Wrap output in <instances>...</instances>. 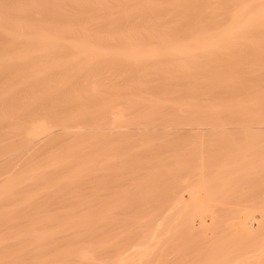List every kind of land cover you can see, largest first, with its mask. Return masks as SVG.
I'll use <instances>...</instances> for the list:
<instances>
[{
    "label": "bare ground",
    "instance_id": "obj_1",
    "mask_svg": "<svg viewBox=\"0 0 264 264\" xmlns=\"http://www.w3.org/2000/svg\"><path fill=\"white\" fill-rule=\"evenodd\" d=\"M7 1V0H6ZM10 2H11V0H9ZM13 1V0H12ZM37 0H35V1H33V2H36ZM58 1V0H57ZM60 1V0H59ZM63 1V0H62ZM66 1V0H65ZM64 1V2H65ZM73 1V0H72ZM78 1V0H77ZM77 1L75 0V2L77 3ZM80 1H82V0H80ZM91 1V0H90ZM95 1V0H94ZM102 1V0H101ZM107 1V0H106ZM112 0H110V2H111ZM119 1V0H118ZM158 1V0H157ZM167 1V0H166ZM180 1V0H179ZM185 1V0H184ZM187 1V0H186ZM185 1V2H186ZM256 1V0H255ZM262 0H260V2H261ZM9 2V3H10ZM18 2V1H17ZM49 2V1H48ZM61 2V1H60ZM68 2H70V0H68ZM75 2H74V4H75ZM79 2V1H78ZM85 2H86V0H85ZM97 2H98V0H97ZM100 2V1H99ZM105 2V1H104ZM115 2H116V0H115ZM115 2H114V4H115ZM131 2V1H130ZM135 2V1H134ZM137 2H139V0L137 1ZM152 2H155V1H152ZM158 2H160L161 3V1H158ZM165 2V1H164ZM170 2H173V1H170ZM169 2V3H170ZM192 2V1H191ZM207 1H205V3H206ZM8 3V2H7ZM8 3V4H9ZM46 4H48L47 2H45ZM66 3V2H65ZM64 3V4H65ZM71 3V2H70ZM93 3V2H92ZM91 3V4H92ZM113 3V2H112ZM123 2H121V5L122 6H126V5H128V3H126L125 5H123L122 4ZM141 3H142V1H141ZM140 3V4H141ZM147 3H149V2H147ZM165 3H167V2H165ZM189 3H190V1H189ZM193 3V2H192ZM205 3H203V4H205ZM245 3V2H244ZM262 3V2H261ZM1 4H3V3H1ZM16 4V3H15ZM19 4V3H18ZM44 4V3H43ZM51 4H53V3H51ZM51 4H48V5H51ZM61 4H63V3H61ZM63 4V5H64ZM66 4H69V3H66ZM80 4V3H79ZM87 4V3H86ZM90 4V3H89ZM94 4H97L98 6L100 5L99 3H95L94 2ZM104 3H102V5H103ZM105 4H108L107 2L105 3ZM120 4V3H119ZM131 4V3H130ZM133 4V3H132ZM138 4V3H137ZM150 5L151 4H153V3H149ZM163 4V3H162ZM171 4H173V3H171ZM178 4V3H177ZM248 4V3H247ZM251 5H252V3H250ZM249 4V5H250ZM263 4V3H262ZM21 5V4H20ZM29 5V4H28ZM37 5H39L38 6V8L40 7V4H36V5H34V6H36L35 8H37ZM58 5H60V3L58 4ZM58 5H56V6H58ZM84 5V4H83ZM82 5V6H83ZM93 5V4H92ZM121 5H118V3H117V5L116 6H121ZM139 5V4H138ZM145 5H146V3H145ZM159 5V4H158ZM174 5H176V4H174ZM185 5H188V4H185ZM237 5V4H236ZM261 5V4H260ZM2 6V5H1ZM16 6V5H15ZM14 6V7H15ZM17 6H19V5H17ZM30 6L31 5H29V6H27V8H30ZM33 6V7H34ZM61 6V5H60ZM75 6V5H74ZM81 5H79V7H80ZM104 6V5H103ZM103 6H101V7H103ZM112 6H114V5H112ZM137 6V5H136ZM152 6V5H151ZM154 6V5H153ZM152 6V7H153ZM179 6V5H178ZM189 6H191L190 4H189ZM243 6H245V5H243ZM259 6V5H258ZM10 8H11V6H9ZM13 7V6H12ZM13 7V8H14ZM26 7V6H25ZM25 7H24V9H25ZM49 7H51V6H49ZM49 7H47L48 9H49ZM62 8H63V6H61ZM83 7H85L86 8V6H83ZM94 7H95V5H94ZM94 7H93V9H94ZM107 7H108V5H107ZM107 7H106V9H107ZM119 7H118V9H119ZM131 7V6H130ZM147 7V6H146ZM154 7H157L156 5L154 6ZM159 7V6H158ZM161 7V6H160ZM168 7H169V5H168ZM182 7V6H181ZM239 7V6H238ZM2 8H3V6H2ZM22 8H23V6H22ZM27 8H26V10H27ZM52 9H53V7H51ZM54 8H55V5H54ZM67 8V7H66ZM71 8H72V6H71ZM87 8L89 9V6H87ZM114 8V7H113ZM138 8V7H137ZM137 8H135V9H137ZM140 8V7H139ZM142 8V7H141ZM170 8H173V7H170ZM190 8V7H189ZM245 8H246V10H247V8H249V7H246L245 6ZM245 8H242L243 10L245 9ZM0 9H1V7H0ZM5 9V8H4ZM3 9V10H4ZM15 9V8H14ZM14 9H12L13 11H15V13H16V10L18 11L17 13H22V11H24V9H20V6L16 9V10H14ZM31 9H33L32 7H31ZM31 9H29V10H31ZM57 9V8H56ZM90 9H91V6H90ZM100 9H102V8H100ZM106 9H104V11L106 10ZM125 9H128V7L126 6L125 7ZM132 9H133V7H132ZM132 9H131V11H132ZM150 9V8H149ZM152 10H153V8H151ZM160 9V8H159ZM158 8H157V10H159ZM165 9V8H164ZM175 9V8H174ZM173 9V10H174ZM181 9H183V8H181ZM234 9V8H233ZM232 9V10H233ZM264 9V8H263ZM2 10V11H3ZM7 10V9H6ZM11 10V9H10ZM29 10H27L28 12V14H29ZM35 10V9H34ZM37 10V9H36ZM40 10V9H39ZM38 10V11H39ZM46 10V9H45ZM60 10H62L61 8H60ZM60 10H58V11H60ZM92 10V9H91ZM109 10V9H108ZM123 10H124V8H123ZM134 10V9H133ZM139 10V9H138ZM143 10V9H142ZM144 10H146V8H144ZM155 10V9H154ZM178 10V9H177ZM251 10V9H250ZM254 10V9H253ZM259 10H261V13L259 12H255L254 14H252V12H251V14H250V16H248V14H247V16H243L244 18L245 17H247V18H245V20H243V17H242V19H241V16H242V14L241 15H239L240 17H238V15H237V12L235 13L237 16H235L236 18H233V20L235 19V20H238V21H236L235 22V26H234V23H233V21H232V24H233V27H229L228 28V26H226V28L225 29H227L228 28V30H230V33H229V31L227 30V32L228 33H226V35H225V32L224 33H220V35H221V38L219 37L218 38V36L217 35H219L218 33H217V35H216V33L215 34H213L214 36L216 35V37L215 38H213L212 39V37H211V39H210V37H205L204 39H203V37H202V40H199L198 42L196 41H193V40H189V38H188V40H185V42H183V43H175L174 41H175V39L174 40H171L170 39V41H173V42H169L167 39H169L168 37H166L165 35H164V37L162 36V35H158L157 34V32H156V34L158 35V36H160V37H158L157 36V38H156V34H155V38L157 39V41L155 42V44H157L156 46H148V45H145V44H142L143 42H141L140 44H142V45H139V43H136V42H134V44H133V42L132 43H129L130 41H128V40H132V38L130 39V36L128 37V35L126 36H124V35H122V37H121V39H116L117 41H119L120 42V44H118L117 46V48H115V49H110L111 47H110V45L111 44H108V45H106L105 46V48H103V46H101L102 44H100V43H96L95 44V42H94V44L92 43V44H90L91 42H93V41H91V39H90V43H89V41L87 42V40L86 39H88V38H85V41H83L84 40V38H81V39H83L82 40V43H81V41H79V40H76V42L74 43L73 41H75L74 39L72 40V42L70 43V41L71 40H69V41H67V34L66 35H64V37H62L63 36V34L61 33L62 32V30L60 31V33L62 34H58V32L57 33H55V31H48V27H46V28H43V26H41L42 28L41 29H39V27L37 28V27H35V30H33L32 28H30V25H29V27L27 26V25H25V24H21L22 22H23V20L21 21V23H19V22H14V19L12 20V17H14V16H12V15H15V14H12L9 10H8V12L7 11H3V12H1L0 11V34L2 35V36H4V37H6L9 41H10V43H12L15 47H19V49H17V48H12V49H14V51H12L11 53H7L6 52V55H7V58H6V56H4L3 57V61L5 60V58H6V60L9 62V60H12L14 63H15V61H16V63H17V61H19L20 62V60L21 59H28V57H31L32 56V58H33V56L35 57V59L37 60L38 58H40V56H47V55H49L48 57H46V58H41V59H49V60H46V62L47 61H49V62H44L43 60V63L44 64H46V66H48L49 67V65L51 66V63H52V66L50 67V68H52L51 69V71H50V73L52 72V74H53V71H54V69L55 68H53V64H55V66H59V65H57V64H60V65H62L63 67L66 65V68L67 67H69V68H67V69H64V70H62V66H59V67H61L60 69H59V67H58V69L61 71H64L63 73H65V72H70L72 69H70L71 67L73 68L74 66L76 67V65L77 64H79V62H80V60H78V59H81L82 58V61H84V62H80V64L78 65V67L80 66V65H82V64H85V66H88L86 63H85V61L88 63L89 62V60L92 58V60H93V58L95 59V58H98V59H100V58H107V60L108 59H110L109 61H111V60H114V62L116 61V63H117V61H119L120 63H123V64H130V65H136V64H139V67H137V66H135L136 68H140V66L144 63V62H146L147 64L149 63L148 61H151L152 62V60L154 59L155 61H157L158 60V62L156 63V66L154 67V65H155V63H154V65H153V62H155V61H153L152 62V67H153V69H151V68H149V69H151V70H153L154 71V69L156 68V72H155V75L157 74V76L158 75H162V73H163V70L164 69H162V68H165L166 66V64L164 63V62H162V63H164L165 65H163V66H165V67H163V66H161L162 68H160V67H158L157 68V64L160 66V65H162V64H159V61H161V59L162 60H166L165 62H167L168 63V60H173L174 62H176L175 64H176V66L178 67V65H179V67L176 69V66L175 65H173V66H171L170 64H167L168 66L166 67L168 70H169V72L170 71H173L174 72V70L175 71H177V72H180V73H178L179 75L182 73V74H184V73H188L187 75L186 74H184L183 76L184 77H186V79H185V81H187L188 83L190 82V81H192V80H190V79H187V77H189V76H191L193 73L192 72H194L193 70L194 69H192V68H195L194 67V65H197V64H199V63H197L196 62V60H198L196 57L198 56V55H200L199 56V58H201V57H205L204 55H206L207 53H209V51H211V53H212V48H214L213 49V51H215V49L218 51V49L221 47L222 49H223V47H222V44H221V46L220 47H218V45H220V43H222L223 41V39H225L226 37L225 36H228L229 35V37H230V35H232V34H234L233 32H237L238 33V31L239 30H241L242 31V33H243V30H242V28L244 29L245 27H246V29L248 28V26H251L252 27V24H253V26H256V25H258V24H260L261 22L260 21H264V10L262 11V9H259ZM12 11V12H13ZM41 11V10H40ZM52 11V10H51ZM56 11V10H55ZM55 11H53L54 13H56ZM64 11V10H63ZM66 11V10H65ZM121 11V10H120ZM125 12L124 13H127V17L129 16L128 15V12H129V14L131 13L130 12V10L129 11H127V10H124ZM137 11V10H136ZM178 11H180V10H178ZM241 11V10H240ZM25 12V11H24ZM35 12V11H34ZM33 12V13H34ZM47 12V11H46ZM81 12H83V11H80V14H81ZM113 12H114V10H113ZM118 12V10L116 11V13ZM139 12V11H138ZM144 12V11H143ZM143 12H139V13H143ZM150 12V11H149ZM185 12V11H184ZM189 12V11H188ZM233 12V11H232ZM243 12V11H242ZM254 12V11H253ZM5 13V14H4ZM14 13V12H13ZM17 13H16V15H17ZM26 13V14H27ZM40 13H42V12H40ZM49 13H50V11H49ZM53 13V14H54ZM58 13V12H57ZM62 13V12H61ZM106 13H107V10H106ZM111 13H112V11H111ZM110 13V14H111ZM119 13V12H118ZM135 13V12H134ZM138 13V14H139ZM144 13H146V11L144 12ZM155 13V12H154ZM157 13V12H156ZM159 13V12H158ZM163 13V12H162ZM181 13V12H180ZM195 13V12H194ZM207 13V12H206ZM8 14H11V19H10V15L8 16ZM46 14V13H45ZM48 14V13H47ZM51 14H52V12H51ZM53 14H52V16H53ZM79 14V15H80ZM109 14V13H108ZM120 14V13H119ZM136 14V13H135ZM134 14V15H135ZM151 14V13H150ZM196 14V13H195ZM199 14H201L202 15V13H199ZM240 14V13H239ZM22 15V14H21ZM30 15H33V14H30ZM29 15V16H30ZM56 15V14H55ZM126 15V14H125ZM131 15H133V14H131ZM144 15V14H143ZM143 15H141V16H143ZM146 15V14H145ZM148 15V14H147ZM154 15V14H153ZM157 15V14H156ZM163 16H164V13L162 14ZM177 15H179V14H177ZM188 15V14H187ZM23 16H25V14H23ZM34 16H36L35 14H34ZM50 16V15H49ZM81 16V15H80ZM116 16V15H115ZM114 16V17H115ZM117 16H118V14H117ZM231 16V15H230ZM17 17V16H16ZM16 17H14L15 19H16ZM48 17V16H47ZM74 17V16H73ZM109 17H110V15H109ZM133 17V16H132ZM132 17H130L129 16V18H132ZM134 17H136V15L134 16ZM168 17H169V15H168ZM183 17H184V15H183ZM201 17V16H200ZM33 18V17H32ZM35 18H37V17H35ZM34 18V19H35ZM42 18V17H41ZM41 18H38V19H41ZM52 19L53 17H49L48 19ZM74 18H76V17H74ZM73 18V19H74ZM87 18V17H86ZM92 18V17H91ZM94 18V17H93ZM106 18V17H105ZM118 17H116V19H117ZM122 18V17H121ZM188 18V17H187ZM230 18H232V16L231 17H229V19ZM238 18V19H237ZM27 19V18H26ZM45 19V18H44ZM47 19V20H48ZM70 19H72V18H70ZM69 19V20H70ZM80 19H81V17H80ZM89 19V18H88ZM95 19V18H94ZM104 19V18H103ZM109 19V18H108ZM113 19V18H112ZM111 19V20H112ZM115 19V18H114ZM116 19H115V23L114 24H118V23H116ZM123 19V18H122ZM128 19V18H127ZM127 19H125V20H127ZM161 19V18H160ZM164 19H165V17H164ZM190 19V18H189ZM37 20V19H36ZM54 20H55V17H54ZM78 20V19H77ZM82 20V19H81ZM106 20V19H105ZM131 20V19H130ZM171 20H173V19H171ZM170 20V21H171ZM180 20V19H179ZM182 20V19H181ZM234 20V21H235ZM260 20V21H259ZM18 21V20H17ZM26 21V20H25ZM46 21V20H45ZM53 21V20H52ZM71 21V20H70ZM79 21V20H78ZM99 21V20H98ZM107 21V20H106ZM106 21H103V22H106ZM109 21V20H108ZM114 20H112V22H113ZM117 21H119V20H117ZM159 21V20H158ZM185 21V20H184ZM188 21V20H187ZM259 21V22H258ZM43 22H44V20H43ZM48 22V21H47ZM74 22V21H73ZM73 22H71V23H73ZM76 22V21H75ZM95 22H96V19H95ZM101 22V21H100ZM127 22V21H126ZM200 22V21H199ZM24 23V22H23ZM30 23H31V21H30ZM70 23V24H71ZM89 23V22H88ZM128 23V22H127ZM156 23H159V22H156ZM165 23V22H164ZM189 23V22H188ZM258 23V24H257ZM46 24V23H45ZM48 24V23H47ZM60 24V23H59ZM69 24V25H70ZM94 24V23H93ZM98 24V26H99V23H97ZM101 24V23H100ZM108 24V23H107ZM113 24V23H112ZM111 24V25H112ZM124 24H125V22H124ZM160 24V23H159ZM162 24V23H161ZM255 24V25H254ZM40 26V25H42L41 23H40V25L39 24H36V26ZM73 25V24H72ZM75 25V24H74ZM95 25H96V23H95ZM111 25H108V27L110 26L111 27ZM121 25V23H119V26ZM165 25V24H164ZM171 25H175L174 23L173 24H171ZM261 25V24H260ZM53 26V29L52 30H55L57 27H55L54 28V25H51V27ZM58 26V25H57ZM90 26V25H89ZM88 26V27H89ZM122 26H123V24H122ZM121 26V27H122ZM153 26H154V24H153ZM169 26V25H168ZM230 26H232L231 24H230ZM263 26V25H262ZM75 27V26H74ZM92 27H93V25H92ZM91 27V28H92ZM100 27V26H99ZM101 27H103V26H101ZM115 27V26H114ZM117 27V26H116ZM126 27V26H125ZM251 27H249L250 29H251ZM261 27V26H260ZM73 28V27H72ZM86 28H87V25H86ZM105 28V27H104ZM112 28H113V25H112ZM124 28V27H123ZM156 28H158L157 27V25H156ZM174 28V27H173ZM258 28H259V26H258ZM258 28H256L257 30H258ZM264 28V27H263ZM38 29V30H37ZM45 29V30H44ZM83 29V28H82ZM98 29V28H97ZM100 29V28H99ZM109 29V28H108ZM111 29V28H110ZM117 29V28H116ZM152 29H153V27H152ZM223 29V28H222ZM261 29V28H260ZM57 30V29H56ZM65 30V29H64ZM68 30V29H67ZM71 30V29H70ZM81 30V29H80ZM85 30V29H84ZM113 30V29H112ZM121 30V29H120ZM127 30V29H126ZM249 30V29H248ZM75 31H76V29L74 30V34H75ZM83 31V30H82ZM90 31H91V29H90ZM114 31V30H113ZM116 31V30H115ZM117 31H119V30H117ZM123 31H125V29H123ZM122 31V32H123ZM128 31V30H127ZM154 31V30H153ZM159 31V30H158ZM169 31V30H168ZM175 31V30H174ZM203 31V30H202ZM201 31V32H202ZM220 31H221V29H220ZM224 31V30H223ZM241 31H239V34H240V32ZM80 32V31H79ZM85 32V31H84ZM97 32H100V31H97ZM111 32V31H110ZM133 32V31H132ZM134 32H141L142 33V31H135L134 30ZM152 32V31H151ZM164 32V31H163ZM170 32V31H169ZM168 32V33H169ZM185 32V31H184ZM182 33V34H185V33ZM188 32V31H187ZM191 32H192V30H191ZM206 32V31H205ZM222 32V31H221ZM244 32H246V30L244 31ZM73 33V32H72ZM81 33V32H80ZM89 33H91V32H89ZM95 33H96V31H95ZM119 33V32H118ZM117 33V34H118ZM131 33V32H130ZM155 33V32H154ZM164 33H166V32H164ZM189 33V32H188ZM195 33V32H194ZM203 33H204V31H203ZM202 33V34H203ZM145 34H146V31H145ZM143 35V36H146V35ZM148 34H149V31H148ZM161 34H163V33H161ZM196 34V33H195ZM223 34V35H222ZM85 36L87 35V34H84ZM92 35V34H91ZM97 35V34H96ZM101 35H103V34H101ZM137 35V34H136ZM139 35V34H138ZM138 35H137V37H138ZM152 35H153V33H152ZM176 35V34H175ZM191 35H193V34H191ZM200 35V34H199ZM205 35V34H204ZM207 35V34H206ZM210 35V34H209ZM212 35V36H213ZM219 35V36H220ZM65 36H66V39H65ZM72 36H73V34H72ZM75 36L77 37L78 36V34L76 35L75 34ZM75 36H74V38H75ZM81 36V35H80ZM83 36V35H82ZM88 36V35H87ZM93 36H95V35H93ZM100 36V35H99ZM106 36V35H105ZM108 36V35H107ZM111 36V35H110ZM114 36V35H113ZM121 36V35H120ZM120 36H119V38H120ZM132 36V35H131ZM134 36V35H133ZM141 36V35H140ZM143 36H141V37H143ZM170 36V35H169ZM213 36V37H214ZM237 36V35H236ZM69 37H70V34H69ZM84 37V36H83ZM112 37V36H111ZM118 37V36H117ZM116 37V38H117ZM136 37V38H137ZM153 37V36H152ZM163 37V38H162ZM186 37V36H185ZM192 37V36H191ZM196 37V36H195ZM201 37V36H200ZM200 37H198V38H200ZM240 37V36H239ZM72 37H70V38H68V39H71ZM93 38V37H92ZM106 38V37H105ZM105 38H104V40H105ZM148 38H150V37H148ZM167 38V39H166ZM208 38V39H207ZM232 37H230V39H231ZM235 38V37H234ZM4 39V38H3ZM65 39V40H64ZM111 39V38H110ZM158 39H159V41H160V43H161V40H162V42L164 41V40H167L168 41V44H164V43H166V41H164V43H162V44H164V45H160L159 46V44L157 43L158 42ZM161 39V40H160ZM164 39V40H163ZM210 39V40H209ZM216 39H218V40H216ZM228 39V38H227ZM226 39V40H227ZM93 40L95 41V39L93 38ZM99 40H100V38H99ZM103 40V39H102ZM138 41L137 42H140L139 41V39H137ZM141 40H143V39H141ZM145 40V39H144ZM196 40H198V39H196ZM231 40H233V39H231ZM78 41V42H77ZM132 41H134V40H132ZM136 41V40H135ZM187 41V42H186ZM222 41V42H221ZM225 41V40H224ZM83 42H86L85 44L83 43ZM97 42V41H96ZM101 42H103V41H101ZM116 42V41H115ZM150 42V41H149ZM151 42H153V40H151ZM220 42V43H219ZM227 42V41H226ZM225 42V43H226ZM229 42V41H228ZM233 42V41H232ZM235 42V41H234ZM77 43H79V44H77ZM89 43V44H88ZM105 42H103V44H104ZM114 43V42H113ZM224 43V42H223ZM137 44V45H136ZM147 44V43H146ZM149 44V43H148ZM153 44V43H152ZM96 45H99V46H101V47H98V46H96ZM105 45V44H104ZM225 44H223V46H224ZM234 45V44H233ZM109 46V47H108ZM113 46H115L116 47V45L115 44H113ZM217 46V47H216ZM231 45H229V47H230ZM5 48V47H4ZM107 48V49H106ZM228 48V47H227ZM211 49V50H210ZM226 49V48H225ZM10 50V49H9ZM64 50H66V51H68V53L66 52V51H64ZM220 50V49H219ZM224 50V49H223ZM63 51L66 53V55H68V54H71L70 56H73L75 59H77V60H75V59H73V57H70V56H68V57H70V58H68L69 60V63H74V66L72 65V64H69L70 66H68V62L66 61L67 59L65 58V60L64 59H62V62H63V64H65L64 62H66V64L65 65H63L62 64V62L60 61L61 60V58H60V60L59 61H54L53 62V58H54V56L55 55H57V54H62V55H65V53L63 54ZM221 51V50H220ZM219 51V52H220ZM70 52V53H69ZM204 52H207L206 54L204 53ZM226 52V51H225ZM5 53V52H4ZM199 53V54H198ZM202 53H203V56H202ZM215 53H218V52H216L215 51ZM1 54V53H0ZM55 54V55H54ZM198 54V55H197ZM2 55V54H1ZM53 56V58H52V56ZM195 55H197L196 57H195ZM209 55V54H208ZM211 55V54H210ZM218 55V54H217ZM37 56H39L38 58H37ZM58 56V55H57ZM220 56H221V54H220ZM1 57V56H0ZM56 57V56H55ZM59 57H61V56H59ZM50 58H52V62L50 61ZM84 58V59H83ZM86 58H90L89 60L87 59L86 60ZM196 60H195V59ZM206 58H208V57H206ZM30 59V58H29ZM34 59V58H33ZM41 59H38V61L39 60H41ZM73 59V60H72ZM70 60H72V61H70ZM74 60H75V62H74ZM106 60V59H105ZM104 60V61H105ZM193 60H194V62H193ZM200 60V59H199ZM198 60V61H199ZM203 60V59H202ZM201 60V61H202ZM11 61V62H12ZM24 61V60H23ZM32 61V60H31ZM77 61V62H76ZM94 61V60H93ZM96 61V60H95ZM94 61V62H95ZM101 61H103V60H101ZM205 61V60H204ZM4 62H6V61H4ZM7 62V64H9ZM10 62V63H11ZM26 62V61H25ZM40 62V64L41 65H43L44 66V64L41 62V61H39ZM39 62H37V63H35V64H37V66L38 67H42L41 68V70L42 69H44L45 67H43V66H41L40 64H38ZM51 62V63H50ZM58 62V63H57ZM60 62V63H59ZM92 62V61H91ZM106 62V61H105ZM104 62V63H105ZM150 62V63H151ZM196 62V63H195ZM21 63V62H20ZM49 63V64H48ZM75 63H77V64H75ZM99 63H101V62H99ZM103 63V62H102ZM103 63V64H104ZM111 63H113V62H111ZM110 63V64H111ZM116 63H115V65L114 66H116ZM170 63V62H169ZM195 63V64H194ZM5 64V63H4ZM4 64H2V65H4ZM23 64L25 65V63L23 62ZM23 64H20V65H22V67H24V65ZM94 64H96V63H94ZM106 64V63H105ZM114 64V63H113ZM141 64V65H140ZM147 64H146V66H147ZM200 64H202L201 62H200ZM200 64H199V66H200ZM15 65H17V64H15ZM19 65V66H20ZM30 65H31V63H30ZM34 65V64H33ZM130 65L128 66V67H130ZM151 65H150V67H151ZM205 65H207L206 63H205ZM204 65V66H205ZM10 66V65H9ZM28 66H29V64H28ZM84 66V65H83ZM92 66V65H91ZM90 66V67H91ZM94 66V65H93ZM100 66H101V64H100ZM117 66H118V64H117ZM120 66V65H119ZM127 66V65H126ZM170 66H171V69H173V70H171L170 69ZM174 66H175V68H174ZM13 67V66H12ZM38 67H35V69H36V71L38 70V72H39V74H40V69L38 68ZM48 67H46V69H47V72H46V69L45 70H43L42 72L44 73V75L43 74H40V76H39V74L35 71V69L33 68V66H32V68L31 69H29V72H31V73H33L32 75H31V78L30 79H32V77H34L35 76V72H36V78H37V76H39V78L40 79H42L44 76H46V74H47V76L49 77L50 75H48V74H50V73H48ZM109 67H110V65H109ZM113 66H111L110 68H112ZM125 67V66H124ZM142 67H143V65H142ZM196 67H198V66H196ZM201 67V66H200ZM2 68V67H1ZM14 68V67H13ZM17 68V67H16ZM26 68H28L27 66H26ZM38 68V69H37ZM65 68V67H64ZM77 68V67H76ZM75 68V69H76ZM115 68V67H114ZM117 68H122L121 66L120 67H117ZM148 68V67H147ZM202 68V67H201ZM12 69V68H11ZM10 69V70H11ZM34 69V70H33ZM57 69V68H56ZM55 69V70H56ZM83 69V68H82ZM123 69V68H122ZM121 69V70H122ZM144 69V68H143ZM157 69L158 70H161V71H159V72H161V73H159L158 74V71H157ZM190 69H192V70H190ZM4 70H6V68L4 69ZM13 70V69H12ZM21 70H22V68H21ZM67 70V71H66ZM73 70H74V68H73ZM189 70V71H188ZM197 70H198V68H197ZM2 71V70H1ZM8 71V70H7ZM34 71V72H33ZM58 71V70H57ZM82 71V70H81ZM119 71V70H118ZM123 71V70H122ZM127 71V70H126ZM166 71V70H165ZM199 71H200V69H199ZM203 71V70H202ZM12 72V71H11ZM25 72V71H24ZM41 72V73H42ZM55 73H57L56 71H54ZM67 72V73H68ZM124 72V71H123ZM167 73H169L168 71H166ZM170 72L169 73V75L170 76H168L166 73H164L163 74V77L165 78L166 76L167 77H170V79L171 78H173L174 76L173 75H175V76H177L178 74L176 73V72ZM184 72V73H183ZM189 72H191V73H189ZM195 72H196V68H195ZM4 73V72H3ZM13 73V72H12ZM26 73V72H25ZM25 73H22V72H20V75L21 74H25ZM46 73V74H45ZM62 72H60V74H61ZM62 73V76H64V74ZM67 73H65V75L67 74ZM73 73V71L72 72H70V74H72ZM119 73V72H118ZM176 73V74H175ZM0 74H2V73H0ZM10 74V73H9ZM14 74V73H13ZM30 74V73H29ZM57 74H59V71H58V73ZM69 74V76H68V74L65 76V78L67 79H69L70 78V75ZM127 74V73H126ZM196 74H199V73H196ZM42 75H43V77H42ZM55 75V74H54ZM113 75H116L115 73L113 74ZM123 75V74H122ZM161 75H160V77H161ZM11 76H13V75H11ZM46 76V77H47ZM53 76V75H52ZM59 76H61V75H59ZM62 76H61V81L62 82H58V83H61V86H63V87H65V85H63L64 84V82H67V81H65V78L63 77V79H62ZM110 76H112L111 74H110ZM125 76L126 75H124V78H125ZM195 75H193V77H194ZM196 76H198L199 77V75H196ZM15 77V76H14ZM14 77H13V79H14ZM42 77V78H41ZM47 77V78H48ZM118 77H119V75H118ZM166 77V78H167ZM9 78H10V76H9ZM38 78V79H39ZM46 78V79H47ZM50 78H51V76H50ZM57 78V77H56ZM113 78V77H112ZM121 78V77H120ZM179 78V77H178ZM190 78V77H189ZM205 78V77H204ZM22 79V78H21ZM25 79V78H24ZM23 79V80H24ZM28 79V78H27ZM37 79V80H38ZM39 79V80H40ZM60 79V77L59 78H57L56 79V81H54V80H52V82H57V80H59ZM169 79V78H168ZM167 79V80H168ZM192 79H195V78H192ZM200 79H201V77H200ZM203 79V78H202ZM7 80H9V79H7ZM11 80V79H10ZM33 80V79H32ZM43 81H45V79L43 78L42 79ZM49 80H51V79H49L48 78V81H47V84H49ZM120 80V79H119ZM118 80V81H119ZM189 80V81H188ZM204 80V79H203ZM206 80V79H205ZM5 81V80H4ZM60 81V80H59ZM70 81V80H69ZM109 81V80H108ZM121 81V80H120ZM209 81V80H208ZM9 82V81H8ZM19 82H20V80H19ZM40 82H41V80H40ZM72 82L74 83V81L72 80ZM197 82H199V81H197ZM205 82V81H204ZM11 83V82H10ZM14 83V82H13ZM22 83V81L20 82V84ZM28 82H26L25 81V84H27ZM33 83V82H32ZM34 83H35V81H34ZM36 83H38V81H36ZM45 82H43V85H45L44 84ZM51 83V82H50ZM58 83H56V86H57V84ZM63 83V84H62ZM67 83H69V82H67ZM109 83V82H108ZM116 83V82H115ZM128 83V82H127ZM138 83H140V82H138ZM193 83H195V81L193 82ZM24 84V85H25ZM30 84V83H29ZM40 84V86H42V84L41 83H39ZM75 84V83H74ZM97 84V83H96ZM112 85H113V83H111ZM133 84H137V83H133ZM133 84H132V87H133ZM143 84V83H142ZM196 84V83H195ZM200 84H201V81H200ZM203 84V86L205 85V83H202ZM206 84H207V82H206ZM3 86H4V84H2ZM2 85H1V87H2ZM9 85V84H8ZM15 85V84H14ZM28 85V84H27ZM55 85V83L53 84H50L49 86L50 87H52V86H54ZM73 85V84H72ZM88 85H90L89 83H88ZM92 85V84H91ZM109 85V84H108ZM145 85V84H144ZM185 85H188V84H185ZM11 86V85H10ZM29 86V85H28ZM46 86V85H45ZM48 86V85H47ZM48 86V87H49ZM56 86H54V87H56ZM60 86V87H61ZM70 86V85H69ZM75 86H76V84H75ZM95 85H93V88L91 89L90 88V90H92L95 94H96V92H97V90H96V86L94 87ZM139 86V85H138ZM141 86V85H140ZM194 86H197V85H194ZM199 86V85H198ZM6 87V86H5ZM20 87V86H19ZM25 87V86H24ZM23 87V88H24ZM42 87H44V86H42ZM49 87V89L50 90H48V89H46L48 92L49 91H51V90H53V91H51L50 93H52L51 95H53V93L55 92H57L58 91V89L60 88L59 86H57L56 87V90L55 89H51ZM72 87V86H71ZM74 87V86H73ZM87 87H89V86H87ZM114 87H116V86H114ZM117 87H118V84H117ZM129 87V86H128ZM143 87V86H142ZM190 87V86H189ZM201 87V86H200ZM13 88V87H12ZM17 88V87H16ZM29 88H31V87H29ZM41 88V87H40ZM46 88V87H45ZM45 88H41L42 90H45ZM58 88V89H57ZM70 88V87H69ZM68 88V89H69ZM85 88V87H84ZM126 88V87H125ZM136 88V87H135ZM139 88V87H138ZM203 88V87H202ZM1 89V88H0ZM3 90H4V87L2 88ZM61 89H62V87H61ZM60 89V91H63V90H61ZM95 89V90H94ZM99 89V88H98ZM115 89V88H114ZM134 89V88H133ZM137 89V88H136ZM141 89V88H140ZM198 89V88H197ZM201 89V88H200ZM9 90H11V89H9ZM40 90V89H39ZM41 90V91H42ZM42 91L43 93H44V95H46L47 94V96H49V94H48V92L47 91ZM80 90V89H79ZM78 90V91H79ZM81 90H83V89H81ZM81 90L79 91V92H74V95L76 94V95H78L80 92H81ZM116 90V89H115ZM115 90H112V91H114L115 92ZM143 90H146V89H143ZM191 90V89H190ZM195 90V89H194ZM203 90V89H202ZM206 90V89H205ZM204 90V91H205ZM11 91H13V90H11ZM11 91L9 92V93H11ZM20 91V90H19ZM84 92H85V90H83ZM121 91V90H120ZM126 90L124 89V92H125ZM5 92V91H4ZM33 92V91H32ZM47 92V93H46ZM88 92H89V90H88ZM122 92V91H121ZM120 92V93H121ZM128 92V91H127ZM139 92V91H138ZM188 92V91H187ZM186 92V93H187ZM195 92V91H194ZM31 93V92H30ZM34 93H35V91H34ZM82 93V92H81ZM90 93H91V91H90ZM118 93H119V90H118ZM126 93V92H125ZM170 93V92H169ZM175 93V92H174ZM178 93V92H177ZM191 93H193L192 91H191ZM206 93V92H205ZM32 94V93H31ZM93 93H91L90 94V96L92 95ZM95 94H93V95H95ZM136 94H137V92H136ZM142 94V93H141ZM165 94H168V93H165ZM165 94H163L164 96V99H165ZM194 94V93H193ZM196 94V93H195ZM194 94V95H195ZM198 94H199V91H198ZM8 95V94H7ZM6 95V96H7ZM12 95H14V92H13V94ZM33 95V94H32ZM32 95H30V96H32ZM37 96H38V94H36ZM41 96H42V94H40ZM39 95V96H40ZM50 95V96H51ZM72 95H73V93H72ZM73 95V97H75L76 98V95L74 96ZM83 95V94H82ZM81 95V96H82ZM115 95H116V93H115ZM120 95V94H119ZM127 95V94H126ZM132 95H135V94H132ZM169 96H170V94H168ZM167 95V96H168ZM173 95H175V94H173ZM194 95H193V97H194ZM201 95V94H200ZM199 95V96H200ZM34 96V95H33ZM32 96V97H33ZM36 96V97H37ZM49 96V97H50ZM79 96V95H78ZM77 96V97H78ZM84 96H86V94L84 95ZM83 96V97H84ZM97 96V95H96ZM100 96V95H99ZM111 96H113V95H111ZM128 96V95H127ZM143 96V94L141 95V97H140V95H139V98L138 99H140V102H139V100L136 102L134 99H133V104H132V108H134V105L136 104L137 106H138V108H142V105L144 106L142 109H141V113L139 112V114L138 115H136V113H135V115L136 116H134L133 115V112L137 109V110H140V109H138V108H136V105H135V109L134 110H132V112H129L128 110H129V108H130V111H131V105H129L130 104V102H129V100L130 99H128V101L126 100L127 98H123V99H120V97H119V99L121 100H119L118 98V102H120V103H118L117 101H115V99H114V101L117 103H115V104H113L114 103V101H113V103H112V101H110L109 102V105H106V103H108V102H104L105 103V105H103L102 106V109H101V107H100V109L102 110H100V115H102L101 117H100V120H98V122H97V126H99V128H100V125L102 126V124H104L103 122H104V120H106V116L105 115H107L108 114V116H109V122H110V124L108 125L107 123H106V121L108 120V117H107V120L105 121V123H106V125L104 124L103 125V127H105V126H107V128H105V129H103L102 127H101V131H99L100 129L99 128H97V126H96V124L94 125V124H91V125H94V126H96L95 127V129H96V131L95 130H93V131H95L94 133H95V136H97V140H98V138H99V132H101V134H102V136H103V138H101V139H103V140H105L104 138H108L109 139V143L110 144H108V141H107V147H106V149L104 148V150H105V152H102V153H106V156L104 157L103 156V158H102V155H100V157L98 158V157H96V160H93V159H95V158H93V155H91V160H88V159H84V160H88V161H86V162H84V160H78V162L80 161V162H84V163H82L81 165H79L78 164V166L79 167H76L75 166V164H77V163H75L74 165H71L70 167H71V170L73 169L72 168V166L74 167H76L75 169H77L76 171V173H75V169L72 171V172H74L75 174H73V173H70V174H72L71 176H76V175H80V177H81V175L83 176V173L85 172V171H90V169H92L93 168V166L94 165H97L98 166V168L100 167V169L102 168L103 170H104V168L106 167V166H109L110 165V167L109 168H113V167H125L127 164H128V166H129V164L130 163H128V158H129V156H131V154L133 155V152L135 153V154H142V153H144V152H147V151H149V150H152V148H156V146H158L157 145V142L156 141H147V139H146V135H149L150 134V132H149V134H148V128H146L145 129V127H147L148 126V122L150 121V120H147V122L145 123V124H139V121H141L142 120V122L144 121V120H146V119H154L153 120V123L155 122V118H156V114H159L160 112H161V114H159V118L161 117H163L162 115V109H165V108H168L167 106H169V108H170V106L171 105H169V104H167L166 103V100H165V102L162 100V99H160V100H158V98H159V96H158V98H156V97H154V100H153V96L152 97H149V96H147L146 95V97L148 98H145L144 96V98L142 97ZM151 96V95H150ZM186 96V95H185ZM188 96V98H189V100H190V97H189V94L187 95ZM186 96V97H187ZM202 96V95H201ZM200 96V97H201ZM258 96V95H257ZM22 97H24V96H22ZM26 97L27 96H25V100H26ZM36 97H35V99H36ZM72 97V96H71ZM88 97H89V95H88ZM88 97H86V98H88ZM93 97V96H92ZM117 97H118V95H117ZM136 97V96H135ZM134 97V98H135ZM192 97V98H193ZM197 97V96H196ZM259 98H261V96H258ZM2 98V97H1ZM3 98H4V96H3ZM29 98V97H28ZM41 98V97H40ZM58 98V97H57ZM85 98V97H84ZM109 97H107V99H108ZM132 98H133V96H132ZM137 98V97H136ZM142 98H143V100H142ZM152 98V99H151ZM167 98V97H166ZM170 98V97H169ZM168 98V99H169ZM181 98V97H180ZM207 98V97H206ZM13 99H14V97H13ZM23 99V98H22ZM32 99H34V98H32ZM34 99V100H35ZM50 99V98H49ZM51 99H53V98H51ZM73 99V98H72ZM81 99H82V97H81ZM113 99V98H112ZM144 99H146V100H144ZM168 99H167V101H168ZM177 99V98H176ZM176 99H174V102L173 101H171V99H170V101H171V103H173V105H175V102H176ZM186 99V98H185ZM204 99V98H203ZM3 100V99H2ZM19 100V99H18ZM39 100V99H38ZM54 100V99H53ZM59 100V99H58ZM58 100L56 101V99H55V101L56 102H58ZM74 100V99H73ZM77 100H79V97H78V99ZM142 100V101H141ZM188 100V101H189ZM194 100H195V98H194ZM200 100H202V99H200ZM258 100V99H257ZM264 100V99H263ZM1 101V100H0ZM17 101V100H16ZM20 101H21V99H20ZM24 101V100H23ZM27 101V100H26ZM31 101V100H30ZM29 101V99H28V102H30ZM39 101H42L41 99L39 100ZM50 101H52V100H50ZM109 101V100H108ZM123 101V102H122ZM184 101V100H183ZM186 101V100H185ZM191 101V100H190ZM198 101V100H197ZM205 101V100H204ZM207 101V100H206ZM253 101H255V96H254V100ZM8 102H9V100H8ZM36 102V101H35ZM128 102H129V104H128ZM132 102V101H131ZM136 102V103H135ZM138 102H139V104H138ZM141 102H143L142 104H140ZM169 102V101H168ZM192 102V101H191ZM196 102V101H195ZM219 102V101H218ZM248 102H249V100H248ZM13 103V102H12ZM21 103V102H20ZM185 103H187V102H185ZM190 103V102H189ZM205 103V102H204ZM210 103V102H209ZM208 103V104H209ZM243 103V102H242ZM247 103V102H246ZM251 103V102H250ZM249 103V104H250ZM254 103V102H253ZM255 103H256V101H255ZM254 103V104H255ZM1 104V103H0ZM14 104V103H13ZM25 105H27L26 103H24ZM52 104H54V102L52 101ZM111 104V105H110ZM113 104V105H112ZM167 104V106H165ZM182 104V99H181V103H179V105L180 106H182L181 105ZM193 104H195L194 102H193ZM193 104H192V106H193ZM196 104H198V103H196ZM218 104V103H217ZM220 104V103H219ZM218 104V105H219ZM249 104H247V105H249ZM21 105V104H20ZM19 105V106H20ZM31 105H33L32 103H31ZM128 105H129V108H128ZM184 106L186 105V104H183ZM187 105H189V106H187ZM185 107L184 106H182V107H180V108H176V107H174V108H176V109H174L173 110V113H179V114H185L184 112H186V114L188 115V117L187 116H185V115H179V116H177V120L179 121V119L180 118H183V120H180L179 122L181 123V125H182V123H184L185 122V125L183 124L182 126L180 125H178L179 127H176L175 125V127H173V126H171V127H173V128H171V129H169L170 131L171 130H174V131H176V132H179V131H184V132H186L188 135H185L187 138H189V140L187 139V141L185 140L184 141V139H183V141H184V143H180V145H176V142L175 141H173V140H171V142H175V145H176V147H175V149L173 150V148H171V150H173V154H170L169 156H165L163 159L162 158H159V160H158V163L156 164H154V163H150V164H154V166H155V168H152V170H151V168L149 169V170H151V171H149L148 170V172H147V174L146 175H144L143 174V176H144V178L142 177V175H141V178L140 177H136V178H134L135 180H133L134 182H131L132 184H129V186H128V191H129V193H128V196H129V198H130V192H132L134 189H136V190H134V191H137L139 188H140V191H142L141 193L139 192H137V194L140 196V194H144V195H142V197H137V198H139V200H142L143 199V201H146V208H143L144 209V211L143 212H141V214L142 215H144V217L142 218V217H140L141 219H138V220H136V218H134L136 221H138L137 222V224H136V221L133 219V221H135L134 223H135V226H133V224L132 225H130V226H133L132 228L126 223V222H123L125 219L123 218V216H121L119 219L121 220V218H123L124 220L122 221L123 223H125L124 224V228L122 227V228H118V230H119V232L117 231V233L116 234H114L111 238L109 237V236H107V240L105 239L104 240V242H106L107 244V246H108V248H109V246H112V248L114 249V253H115V255L112 257V255L110 256V259H108V257L109 256H107V259H102L103 261H99V259H98V261H97V256H94L93 254H94V252H98L100 249H102V252H103V250H106V249H103V248H105L104 246H106V245H102V247L103 248H97L96 247V245L98 246L99 244L98 243H96V244H94L95 245V247L97 248H94V247H92L91 248V246L90 245H92V244H88L87 246H88V248L86 247V249L85 250H83L82 248H84L85 246H86V244L80 249V251H79V253H77V256H76V254L74 255L73 253H72V255L73 256H76L75 257V261H76V263H78V264H264V138L262 137V135H264V125H260V124H264L263 122H264V116H263V120H261L260 119V121H262V123H259V121L257 122V121H255V120H253L252 121V123L250 122V124H248V123H246V121L248 120V119H250V116L252 115V114H250V112L248 113V111H247V113L248 114H250V116H249V118H248V116L247 117H245V120L243 121L242 119H240L241 121H243L244 123H242V124H239V123H241V121L239 122L238 121V124H231L230 125V123H229V125H226V123L228 124V122H229V120H226L228 117H225L226 119V123H224L225 122V120H223V119H221V121H219L220 119V117L219 118H216V117H218L219 116V114H217L218 116H216L215 117V119H218L217 120V122L216 121H213V116H212V114L214 115V113L213 112H215L213 109H212V107H211V109L212 110H210V111H208V113H206V115L207 114H209V112H211V116H212V120L210 121V119L209 118H205V116L204 117H200L202 120H203V118H205L206 119V121H202V122H199L196 118H195V120H197L196 121V123L194 122L195 120H194V118H192V121L193 122H191V118L190 119H188L189 118V115H190V117H191V114H190V112L191 111H188V107L189 108H191L192 106L190 105V104H187ZM220 105H222V104H220ZM233 105V104H232ZM259 105V104H258ZM257 105V106H258ZM13 106V105H12ZM21 106H23V104L21 105ZM107 106H109V107H111V110H110V108H108ZM140 106V107H139ZM191 106V107H190ZM210 106H211V104H210ZM226 106V109H223L224 108V106L222 107L221 106V108L223 109V110H226V113H227V110H229V112L228 113H230V111H231V107H227V105H225ZM229 106H230V104H229ZM237 106H239L238 104H237ZM245 106V105H244ZM244 106H242V107H244ZM250 106V105H249ZM253 106V105H252ZM1 107V106H0ZM4 107V106H3ZM8 108H9V106H7ZM104 107H106L105 109H104ZM171 107H173V106H171ZM196 107V106H195ZM202 107V106H201ZM205 107V106H204ZM214 107H216V106H214ZM219 107V106H218ZM234 107H236V106H232V110L233 109H236V108H234ZM240 107V106H239ZM238 107V108H239ZM247 107V106H246ZM261 107L262 108H264L263 107V105H261ZM11 108V107H10ZM17 108H19V107H17ZM199 108V107H198ZM237 108V109H238ZM241 108V107H240ZM248 108V107H247ZM12 109V108H11ZM196 109V108H195ZM219 109H220V107H219ZM222 109H221V111H222ZM242 109V108H241ZM13 110H15V109H13ZM20 110V109H19ZM30 110V109H29ZM103 110L104 111H106L107 112V110H109L110 112H108V113H106V112H104L105 114H102L103 113ZM137 110L135 111V112H137ZM166 110V109H165ZM169 110H171V108L170 109H168V111ZM190 110V109H189ZM205 110H208V109H206L205 108ZM216 110V109H215ZM243 110V109H242ZM246 110H248V109H245V111ZM250 110V109H249ZM252 110V109H251ZM256 110V109H255ZM255 110H253V112L255 111ZM46 111H48V112H46ZM177 111V112H176ZM192 111H193V108H192ZM201 111V110H200ZM203 111V115H205V113H204V109L202 110ZM201 111V112H202ZM213 111V112H212ZM218 111V110H217ZM239 111H240V109H239ZM244 111V112H245ZM258 111H260V109L258 110ZM257 111V112H258ZM14 112H16V111H14ZM13 111L11 112V113H14ZM34 112V114H35V111H33ZM37 112H39V109H38V111H36V115L38 114ZM43 112V114H47L45 117H48V115H50L49 114V110H45V111H42ZM42 112H40L41 114H42ZM45 112V113H44ZM55 112V111H54ZM102 112V113H101ZM130 114H132V115H129V113ZM196 112H198V111H195V113ZM207 112V111H206ZM236 112V111H235ZM263 112V111H262ZM8 113V112H7ZM29 113V112H28ZM40 113L38 114V116L37 117H35L34 115H30V119L29 120H34V119H40V117L42 116V115H40ZM83 113V112H82ZM170 113V112H169ZM216 113H218V112H216ZM215 113V114H216ZM232 113V115H235L233 112H231ZM237 113V112H236ZM246 113V112H245ZM244 113V114H245ZM246 113V114H247ZM3 114V113H2ZM1 114V115H2ZM5 114V113H4ZM9 114V113H8ZM56 113H52V115H55ZM85 114H86V112H85ZM84 114V115H85ZM90 114H91V112H90ZM94 114H96L97 116H98V114L97 113H94ZM198 115L199 114H202V113H197ZM221 115H223L224 114V112H223V114L222 113H220ZM238 115L240 114V113H237ZM236 114V115H237ZM14 114H12V116H13ZM39 115H40V117H39ZM89 115V114H88ZM161 115V116H160ZM194 115V114H193ZM235 115V116H236ZM237 115V116H238ZM263 115V114H262ZM3 116V115H2ZM17 116V115H16ZM73 116V115H72ZM81 116H82V114H81ZM80 116V117H81ZM91 116V115H90ZM92 116H93V114H92ZM96 116V117H97ZM103 116L105 117V119H103ZM152 116H155V118L153 117L152 118ZM171 116H174V115H171ZM176 116H174V117H176ZM208 116V115H207ZM226 116V115H225ZM229 116V115H228ZM237 116H236V118H237ZM242 116V115H241ZM240 116V117H241ZM6 117V116H5ZM13 117H15V116H13ZM32 117H35L34 119H32ZM39 117V118H38ZM43 118H44V116H42ZM41 117V118H42ZM55 117V116H54ZM70 118H72L71 116H69ZM75 117H76V114H75ZM83 117V116H82ZM98 117V118H99ZM158 117V116H157ZM167 117H169V116H167ZM167 117H165V118H167ZM195 117V116H194ZM197 117V116H196ZM198 117V118H199ZM222 117V116H221ZM224 117V116H223ZM222 117V118H223ZM230 117V116H229ZM231 117H233V116H231ZM253 117L255 118H257V116H255V114L253 115ZM251 118V120L252 119H254V118ZM8 118V117H7ZM51 118H53V117H51ZM51 118H47V121L48 120H50ZM56 118V117H55ZM79 118V117H78ZM86 118V117H85ZM102 118V119H101ZM159 118H157L158 119V121L160 120ZM188 120H187V119ZM234 118V117H233ZM235 118V119H236ZM242 118H243V116H242ZM246 118H248L247 120H246ZM3 119V118H2ZM26 119H28V118H26ZM65 119V118H64ZM62 120L61 121V124L59 123V125H60V127H65V125L63 124L64 122H67L68 120H69V118L67 119V121H65V120ZM168 119V118H167ZM169 122H171V119H175V118H170L169 117ZM175 119V122L176 123H178V121ZM201 119H199V120H201ZM230 119V118H229ZM238 119V118H237ZM6 120V119H5ZM5 120H2V121H4L5 122ZM8 120V119H7ZM11 120H12V118H11ZM18 120V119H17ZM16 120V121H17ZM22 120V119H21ZM29 120H26V122L27 121H29ZM44 119H42V120H39V121H36V122H28L27 124H25V125H28L29 123V125H28V127L27 126H25L26 128H25V131H26V134H24L25 135V137L24 138H28L26 141H27V145L29 144V146H31V149H33L35 146H38V145H41L42 147H43V145H42V143H46V145H48V142H51L50 140H59V138H61L62 137V135H63V137L65 136L66 137V139H67V136H68V134H70L69 135V139H71V137L73 136V134L71 135V133H69L70 131H74V130H72V128L74 129L75 128V123H80V121L79 122H76V121H72L71 120V122L70 121H68V123H69V127L71 126V128H69L70 130H67L68 131V133H67V135H66V130L65 129H67V127L66 128H64V130H65V132H63V128H57L56 126H57V124H56V126H55V128L54 127H52L53 125H55V124H53L52 123V126H51V123H50V125L49 124H45L46 123V118H45V120L43 121ZM81 120V119H80ZM103 120V121H102ZM161 120H163V119H161ZM165 120V119H164ZM163 120V121H164ZM185 120V121H184ZM190 120V121H189ZM64 121V122H63ZM186 121H187V123H186ZM190 122V124H189V126L187 125L189 122ZM222 121H223V123H222ZM228 121V122H227ZM248 121H250V120H248ZM8 122V121H7ZM10 122V121H9ZM8 122V123H9ZM49 122H51V120L50 121H48L47 123H49ZM56 122L58 123L59 121L58 120H56ZM63 122V123H62ZM75 122V123H74ZM83 122H84V120H83ZM87 122V121H86ZM102 122V124H100ZM142 122H140V123H142ZM145 122V121H144ZM157 122V121H156ZM156 122H155V124H156ZM220 122V123H219ZM253 122H255V123H253ZM18 123V122H17ZM21 123H23V125H24V122L22 121H20V125H19V123L17 124V129H15L13 126V131L15 130H17V132H15V135H16V139H15V141L18 143V141H17V139H19V140H21V139H23V140H25L24 138H23V135H21V136H19L18 135V137L19 138H17V134L16 133H18L19 134V132H25V131H23L22 129V127H24V126H22L21 125ZM74 126H72L71 124ZM153 123H151L150 125V127H152V125H153ZM194 123V124H193ZM13 124V123H12ZM14 124H16V123H14ZM154 124V125H155ZM166 124V123H165ZM168 124H170V123H168ZM171 124H173V123H171ZM3 125V124H2ZM46 125H48V126H50L49 128H48V126H46ZM59 125H58V127H59ZM64 125V126H63ZM81 125H82V121H81V124L79 125V127L80 128H82L81 127ZM84 125V127L83 128H85V129H83V132H82V129L80 130V128L78 129V130H76V128H75V131L74 132H76L77 133V135H80V136H83V135H85L84 133H87V131H86V128H87V126H89V125H86V124H83ZM91 125H90V128H94V126H92L91 127ZM140 125H143V126H140ZM154 125H153V127H154ZM158 125H160V124H158ZM158 125H155V126H157L158 128L160 127V126H158ZM7 126V125H6ZM10 126V125H9ZM16 126V125H15ZM22 126V127H21ZM86 126V127H85ZM166 126V125H165ZM168 126V125H167ZM166 126V127H167ZM170 126V125H169ZM8 127V126H7ZM6 127V128H7ZM77 127V126H76ZM149 127V126H148ZM152 127V128H153ZM1 129V130H7V129ZM20 128V129H19ZM50 129V128H53V129H51V131L50 130H48V129ZM155 128V127H154ZM157 128V130H159V132H160V128L158 129ZM165 128V127H164ZM164 128H162V130H164V131H161V133L162 132H168V133H166V134H170L169 132L170 131H168L167 129V131H165V129ZM9 129V128H8ZM88 129V128H87ZM145 129V130H144ZM156 129V128H155ZM19 130H21V131H19ZM89 130V129H88ZM92 129H90V131H91ZM97 130L99 131L98 133H97V135H96V132H97ZM147 130V131H146ZM149 130H151L152 132H154L151 128L149 129ZM157 130H155V133H156V131ZM4 131V132H5ZM12 131V130H11ZM19 131V132H18ZM78 131H79V133L80 134H78ZM85 131V132H84ZM90 131H88V132H90ZM92 131V132H93ZM174 131H171V132H174ZM230 131H233V133L234 132H237V134L239 133L240 134V138H238V139H236L235 140V138H234V140H228V139H230V138H228V134L229 133H231ZM8 132H9V130H8ZM73 132V133H74ZM151 132V133H152ZM12 133V132H11ZM22 133H20V134H22ZM65 133V134H64ZM76 133H74V134H76ZM175 133V132H174ZM173 133V134H174ZM185 133V134H186ZM3 134H6V133H3ZM2 134V135H3ZM60 134V137L59 136H57L56 137V135H59ZM83 134V135H82ZM89 134V133H88ZM101 134H100V136H101ZM153 134V133H152ZM183 134V133H182ZM236 134V135H237ZM7 135V134H6ZM10 135H12V134H10ZM53 135V136H52ZM54 135H55V137L57 138V139H55V137H54ZM92 135V134H91ZM90 135V136H91ZM151 135V134H150ZM232 135V134H231ZM235 135V136H236ZM8 136V135H7ZM95 136H94V138H95ZM114 136H116V138H118L119 136L121 137L120 139H116V141H114ZM167 137H168V135H166ZM170 136H172V135H170ZM169 136V137H170ZM230 136V135H229ZM234 136V137H235ZM238 136V135H237ZM22 137V138H21ZM52 137H54V138H52ZM76 137V138H75ZM87 135L85 136V138H84V140H86L87 138ZM114 138V139H112L113 141H110V138ZM144 137H145V139L146 140H144ZM175 137H177V136H175ZM48 138H49V140H48ZM78 137L77 136H75L74 135V137L71 139V141H73V139H77ZM94 138L92 139V140H94ZM232 138V137H231ZM3 139V138H2ZM1 138H0V140H2ZM10 139H11V137H10ZM47 139V140H46ZM65 139V138H64ZM96 139V138H95ZM167 139V138H166ZM14 140V139H13ZM61 140H63V139H61ZM88 140H90V138L88 139ZM87 140V141H88ZM148 140H150V139H148ZM153 140H155V139H153ZM176 140V139H175ZM10 141V140H9ZM8 141V142H9ZM15 141H13L14 143H15V145H12V146H15V147H12V151H11V148H10V151H8L10 154L13 152V150H18V149H20L21 147H23V146H25V141H23V145H22V143L20 142V143H18V145H17V143L15 142ZM22 141V140H21ZM47 141V142H46ZM68 141H70V140H68ZM70 141V142H71ZM74 141H76V140H74ZM128 141H130L131 143L130 144H128ZM162 141H163V139H162ZM162 141H160L159 143H161ZM165 142H167V140H164ZM180 141V140H179ZM182 141V142H183ZM56 142V141H55ZM55 142H52L51 143V145H54V143ZM60 142V141H59ZM69 142V143H70ZM78 142H79V140L77 141V145H76V143H75V145H74V142H72L73 143V146H69V143L66 141L65 143H68V147L69 148H67V149H65L64 148V150H63V152H68L70 155H69V158L67 157V158H61V160H58L59 159V157H58V159L57 160H55L51 165H50V162H49V166H48V164H46L48 167H45L44 169L43 168H40V169H38L37 168V166L36 167H34V165H32V167H34L33 169L34 170H32V172H31V170H30V175H26V177L28 178H26V177H24L23 175L25 174L24 172V174L21 172V170H19L20 168H23V166L22 165H20L21 167H19L18 165L20 164H18L16 167H14L15 166V164L14 163H11V165L14 167V169H13V167H10L11 165L9 164V165H2V164H8V163H10V162H8L7 161V159L8 160H12V157L15 155V153L13 152L12 154H13V156L11 155V156H8L7 157V155H6V153H8L7 151L5 152V153H3L2 154V156H4V155H6V156H4V158H0L1 160H0V167L2 168V166H3V168L4 169H6V170H2L0 173H2L3 175L1 176V178H0V205H2V204H4L3 203V201L6 199V197H8V198H12V197H14L15 196V194H17V193H19V192H21L22 191V193L21 194H19V195H22L23 194V191H25L27 188H28V185H29V187L31 186V184H32V182L33 183H35L34 181H32L31 179H33V178H37V180L39 181V177H41V176H43V174H44V172H46L47 174H49L50 172H52L53 170H55L54 172H58V170H62V169H59L60 168V163H62V165H61V167H64V168H66L64 165H67V163L69 164L70 162H71V159H74L75 158V160H77L76 159V156H77V152L79 153L80 151L81 152H83V149L84 148H82V147H85V146H79L78 145ZM80 142H81V138H80ZM79 142V143H80ZM85 142V141H84ZM95 142V145L96 144H98V141H97V143H96V141H94ZM94 142H93V145H94ZM178 142V141H177ZM10 143H11V141H10ZM45 143H44V146L46 147V148H48V146H46L45 145ZM82 143V142H81ZM90 143V142H89ZM100 143V142H99ZM101 143H103V144H105L106 143V140H105V142H101ZM20 146V145H22V146H20V147H17V146ZM169 145V144H168ZM173 145H174V143H173ZM11 146V145H10ZM29 146L27 147V146H25V147H27V148H29ZM33 146V147H32ZM55 146V145H54ZM57 146V145H56ZM65 146V145H64ZM86 146H87V143H86ZM99 146V145H98ZM163 146V145H162ZM170 146V145H169ZM6 147V146H5ZM17 147V148H16ZM51 147V146H50ZM89 147V146H88ZM88 147H87V149H88ZM93 147V146H92ZM94 147H96V146H94ZM160 147V146H159ZM165 147H167V145H165ZM171 147V146H170ZM170 147L169 148H166L167 150L169 149V152L171 151L170 150ZM2 148H4L3 146H2ZM14 148V149H13ZM27 148H25V149H27ZM37 148V147H36ZM40 148V147H39ZM39 148L37 149V151L39 150ZM59 148V147H58ZM102 148H103V146H102ZM129 148H130V152L128 153V150H129ZM8 149H9V147H8ZM24 149V153L26 154V153H28V151H29V149L27 150V152H25L26 150ZM30 149V151H32ZM63 149V148H62ZM86 149V148H85ZM85 149H84V153H82L83 154V156L84 157H86L87 155H84L85 153L87 154V152L85 151ZM23 150V149H22ZM22 150L19 152L18 151V153H17V151H16V153L18 154L17 155V158H18V156L19 155H21V157L22 156H24L23 154L24 153H22ZM35 150V149H34ZM32 151L30 154H32V155H30V156H33L34 155V161H35V158H36V161L35 162H39V159L41 158V157H39V154L41 153V155H42V152L40 151L39 153H37L36 151ZM52 150V149H51ZM89 150V149H88ZM87 150V151H88ZM48 151H49V153H50V150H47V152H45V153H48ZM56 151V150H55ZM58 151V150H57ZM56 151V152H57ZM93 151V150H92ZM163 151V150H162ZM35 152V154H33ZM60 152V151H59ZM21 153V154H20ZM55 153V152H54ZM53 153V151L50 153V155H53L54 154ZM90 152L88 151V154H89ZM97 153H99L98 151H97ZM151 154H152V151L150 152ZM9 154V155H10ZM38 154V155H37ZM56 154V153H55ZM74 154H76L75 155V157H71V159H70V156L71 155H74ZM81 154V153H80ZM81 154V155H82ZM128 154H130V155H128ZM27 156L29 155V154H26ZM40 155V156H41ZM43 155H44V153H43ZM47 155H49V154H46L45 155V158H44V156L42 157V160H45L47 163H48V161H49V159L48 160H46V156ZM49 155V156H50ZM80 155V156H81ZM96 155H98V154H96ZM98 155V156H99ZM157 155V154H156ZM161 155H162V153H161ZM35 156H37V157H35ZM48 156V157H49ZM61 156H62V154H61ZM141 156V155H140ZM1 157V156H0ZM5 157H7V158H5ZM10 157V158H9ZM16 157V155L13 157V159ZM39 157V159L37 160V158ZM55 157V156H54ZM53 157V158H54ZM65 157V156H64ZM79 157V156H78ZM82 157V156H81ZM139 157V156H138ZM151 157V156H150ZM20 158V157H19ZM30 157H28V159H29ZM32 158V157H31ZM52 158V159H53ZM80 158V157H79ZM83 158V157H82ZM89 159H90V157H88ZM98 158V159H97ZM131 158H132V156H131ZM51 159V160H52ZM15 160H16V158H15ZM18 160V159H17ZM22 160V159H21ZM24 160V159H23ZM22 160V161H23ZM31 160V159H30ZM41 160V159H40ZM70 160V161H69ZM3 161H7L6 163H3ZM14 160H12L11 162H13ZM18 161H20V160H18ZM21 161V162H22ZM25 161V160H24ZM23 161V162H24ZM26 161H27V158H26ZM135 161V160H134ZM145 161V160H144ZM143 161V163L145 164V165H148L149 163L147 162H144ZM150 161V160H149ZM153 161V160H152ZM22 162V163H23ZM32 162V161H31ZM35 162H33V163H35ZM36 163V164H39V163ZM46 162H43V164L42 165H44ZM77 162V161H76ZM155 162H157V160H155ZM2 163V164H1ZM29 163H30V161H29ZM41 163V162H40ZM63 163H65V164H63ZM73 163V162H72ZM132 163V162H131ZM25 164V163H24ZM23 164V165H24ZM57 164H59L58 166H59V168H58V170L56 171V168H57ZM71 164V163H70ZM136 164V163H135ZM150 164H149V166H150ZM26 165H27V162H26ZM41 165V166H42ZM4 166H6V167H4ZM10 167V168H8V170L10 169V170H12L13 169V171H10V172H5V171H7V167ZM139 166H141V165H139ZM38 167H40V165L38 166ZM144 167H146V166H144ZM1 168H0V170H1ZM31 168V167H30ZM64 168H63V170H64ZM140 168V167H139ZM142 168H143V166H142ZM27 169V168H26ZM106 169V168H105ZM147 169V168H146ZM23 170V169H22ZM25 170V169H24ZM50 170H52V171H50ZM71 170H70V172H71ZM95 170V169H94ZM96 170H97V168H96ZM135 170V169H134ZM138 170V169H137ZM140 170V169H139ZM49 173H48V172ZM66 173H67V171H69L68 169H66V170H64ZM98 171V170H97ZM102 171V170H101ZM112 171V170H111ZM110 171V173H112ZM116 171V170H115ZM128 171V170H127ZM143 171V170H142ZM18 172H20V173H18ZM53 172V173H54ZM63 172V171H62ZM93 172V171H92ZM96 172V171H95ZM94 172V173H95ZM134 172V171H133ZM139 172V171H138ZM5 173V174H4ZM26 173H27V171H26ZM52 173V174H53ZM64 173V172H63ZM66 173H64V176L66 177L68 174H69V172H68V174L66 175ZM81 173V174H80ZM90 174V172H87V173H85V174ZM108 175L110 174L109 173V170H108ZM122 173V172H121ZM142 173V172H141ZM144 173V172H143ZM22 174V175H21ZM47 174H46V177H49V176H47ZM59 174H60V171H59ZM70 174H69V177H70ZM102 174V173H101ZM117 174V173H116ZM125 174H126V172H125ZM135 174H136V172H135ZM137 174H140V173H137ZM136 174V175H137ZM50 175V174H49ZM62 175V174H61ZM61 175H60V177H61ZM78 175V176H79ZM91 175V174H90ZM100 175V174H99ZM107 175V174H106ZM107 175V176H108ZM111 175V174H110ZM123 174H121V176H122ZM129 175H131V174H129ZM128 175V176H129ZM63 176V177H64ZM87 176V175H86ZM94 176V175H93ZM124 177H126L125 175H123ZM127 176V177H128ZM132 176V175H131ZM140 176V175H139ZM164 176H166V178L167 179H164ZM169 176V177H168ZM71 178V181L69 182V178L67 179V180H65L64 179V181L62 180V181H59L58 180V182L59 183H56L55 184V182H57L56 180L59 178H57L55 181H54V183H53V181H52V185H51V187H49V188H47L46 186V188L44 187V189H46V190H44V192H47L48 193V191L49 190H51L52 189V191L54 190H59V186L61 187H63V185H66V184H69V183H71V182H73V180L75 179L76 180V178H79V177H76V178ZM103 177V176H102ZM109 177V176H108ZM115 177H116V175H115ZM118 177V176H117ZM26 178V179H25ZM31 178V179H30ZM43 178H44V176H43ZM81 178H83V177H81ZM91 178H92V176H91ZM103 178H105V177H103ZM121 178V177H120ZM129 178H130V176H129ZM140 178V180L139 181H141V179L143 178V180L142 181H145L146 180V182H145V187L143 186V188L142 187H140L142 184H140V182H138V179ZM73 179V180H72ZM89 179V178H88ZM99 179H101L102 180V178H99ZM110 179H113V178H110ZM123 179V178H122ZM137 179V180H136ZM42 179H40V181H41ZM74 180V181H75ZM79 180H81V179H79ZM84 180V179H83ZM115 180V179H114ZM130 180V179H129ZM132 180V179H131ZM163 180H167V181H170V182H168V183H171V184H169L168 185V183H166L167 184V189L169 188V190H168V193H169V195H165L164 194V192L162 191V189H163V187L161 188L160 187V184L158 185V186H156L155 184H153V182H160V181H163ZM30 181V182H29ZM32 181V182H31ZM37 181V182H38ZM92 181V180H91ZM91 181H89V182H91ZM97 181V180H96ZM95 181V182H96ZM105 181V180H104ZM123 180H121L120 179V182H122ZM44 182V181H43ZM49 182V181H48ZM79 182H82V181H79ZM113 182V181H112ZM119 182V181H118ZM117 182V183H118ZM135 182L137 183H139V187H138V184H136V185H134L135 184ZM51 183V182H50ZM86 183H88V182H86ZM97 183V182H96ZM108 182H106V184H107ZM114 183H115V181H114ZM134 183V184H133ZM143 183V185H144V182H142ZM28 184V185H27ZM85 184V183H84ZM113 184V183H112ZM122 184H123V182H122ZM152 184V185H151ZM95 185V184H94ZM102 185V184H101ZM162 185V184H161ZM171 185V186H170ZM25 186H27V188L25 189ZM35 186H36V184H35ZM38 186V185H37ZM89 186V185H88ZM97 186V185H96ZM104 186V185H103ZM109 186H110V184H109ZM113 187H115L114 185H112ZM169 186V187H168ZM24 187V188H23ZM62 187H61V189H62ZM84 187V186H83ZM86 187V186H85ZM90 187V186H89ZM94 187V186H93ZM98 187H100V184L98 185ZM117 187V186H116ZM32 188V187H31ZM34 188V187H33ZM38 188V187H37ZM53 188H57V189H53ZM75 188V187H74ZM80 188H81V186H80ZM91 188H92V186H91ZM70 189V188H69ZM87 189V188H86ZM99 189V188H98ZM103 189V188H102ZM106 189H109V187L107 186V188ZM118 189V188H117ZM116 189V190H117ZM121 189H123V188H121ZM35 190V189H34ZM40 190V189H39ZM43 190V189H42ZM57 190V191H58ZM63 190V189H62ZM66 190V189H65ZM79 190V189H78ZM84 190V189H83ZM87 190H89V189H87ZM94 190V189H93ZM110 190V189H109ZM114 190V189H113ZM51 191V192H52ZM53 191V192H54ZM56 191V192H57ZM91 191V190H90ZM89 191V193H91ZM108 191V190H107ZM139 191V190H138ZM161 191L163 192V195H162V193H161ZM167 191V190H166ZM30 192V191H29ZM28 192V193H29ZM36 192V191H35ZM34 192V194H32L31 193V195H28L27 196V194H23L24 195V197L22 198V201H21V203H22V205L24 206V205H27V207L29 206H32L33 205V203L36 201L37 202V200L39 199L40 200V197H44L43 195L45 194L43 191L41 192L40 191V193L38 192H36L35 193ZM50 192V191H49ZM50 192V193H51ZM75 191H73V193H74ZM77 192V191H76ZM80 192V191H79ZM82 192H84V191H82ZM85 192H87L86 190H85ZM112 192H114V191H112ZM121 192V191H120ZM47 193H46V195H47ZM61 193V192H60ZM69 193V192H68ZM101 193H103L102 191L99 193V194H101ZM107 193V192H106ZM118 193V192H117ZM124 193H126L127 194V189L125 190V192ZM123 193V191H122V196L124 197H126V195ZM49 194V193H48ZM85 194V193H84ZM92 194V193H91ZM95 194V193H94ZM109 194H111V193H109ZM113 194V193H112ZM116 194V193H115ZM118 194H120V193H118ZM160 194L162 195V196H160ZM22 195V196H23ZM50 195V194H49ZM66 195V194H65ZM70 195V194H69ZM68 195V196H69ZM72 195V194H71ZM87 195H88V193H87ZM117 195V194H116ZM135 195H136V193H135ZM165 195V196H164ZM17 197H18V194L16 195ZM56 196V195H55ZM59 196V195H58ZM81 196H82V194H81ZM85 196V195H84ZM92 196V195H91ZM94 197H96L95 195H93ZM107 196V195H106ZM121 196V197H122ZM128 196L126 197V198H128ZM160 196V197H159ZM20 197V196H19ZM18 197V198H19ZM49 197V196H48ZM52 197V196H51ZM63 197V196H62ZM66 197V196H65ZM72 197V196H71ZM71 197H69V198H71ZM78 197V196H77ZM94 197H92V198H94ZM108 197V196H107ZM120 197V195L118 196V198H116V200L117 199H121V198H119ZM122 197V198H123ZM124 197V198H125ZM68 198V199H69ZM91 198V199H92ZM123 198V199H124ZM125 198V199H126ZM129 198H128V201H130L129 200ZM131 198H132V193H131ZM130 198V199H131ZM141 198V199H140ZM4 199V200H3ZM15 199H16V197H15ZM45 199V198H44ZM63 199V198H62ZM76 199V198H75ZM74 199V200H75ZM88 199V198H87ZM98 199V198H97ZM1 200H3V201H1ZM10 200L11 199H9V203H11L10 202ZM18 201H20L21 199H17ZM49 200V199H48ZM52 200H54V199H52ZM51 200V201H52ZM56 200V199H55ZM89 201H90V199H88ZM93 200H95V198L94 199H92V201ZM104 200V199H103ZM105 200H106V198H105ZM107 200H109V198L107 199ZM114 200H115V197H114ZM127 200V199H126ZM132 200V199H131ZM59 201V200H58ZM61 201V200H60ZM65 201V200H64ZM71 201H73V200H71ZM96 201V200H95ZM100 201H102L101 199L99 200V202ZM120 201H122V200H120ZM128 201H123L124 203H123V205H121L120 207H119V205L122 203V202H120V204L118 203V206H114V208H111V206H110V209L109 208H107L106 209V211L104 210H102V213L100 214V216H98L97 215V217L96 218H98L97 220L95 219H93L92 217H94V216H89V219H86V218H88L87 217V215H86V217H85V219L84 220H81V218L80 217H77V216H79V215H77L78 214V212L76 213V215L77 216H75L74 218H76V219H79V220H77L78 222L81 220V223L79 222V224L77 225L78 227L80 226L81 227V229H83V227H85V222H87V224L89 225V224H92V225H94L93 227H96L95 226V224L97 223L98 225H99V223H100V225L103 223V221H105L106 222V224L107 223H109L111 220H112V218L114 219V217H111L112 215H114L115 214V211H117V210H120L121 209V207H122V209L124 210V208H126L127 207V204H129V203H127V204H125V202H128ZM1 202H2V204H1ZM5 203H8V200L7 201H4ZM35 202V203H36ZM48 202V201H47ZM46 202V203H47ZM91 202V201H90ZM97 202V201H96ZM107 202V201H106ZM116 202H118V201H116ZM131 202V201H130ZM133 202V201H132ZM139 202H141V201H139ZM16 203V202H15ZM38 204L40 203L41 204V202H37ZM64 203H66V202H64ZM68 203V202H67ZM76 203V202H75ZM74 203V204H75ZM77 203H78V201H77ZM98 203V202H97ZM102 203V202H101ZM137 203H138V201H137ZM141 203V205H143ZM13 205H14V203H12ZM45 204V203H44ZM96 203L94 202V205H95ZM103 204V203H102ZM107 204H109V203H107ZM111 204H112V202H111ZM115 204V203H114ZM113 204V205H114ZM136 204V203H135ZM134 204V205H135ZM138 204H140V203H138ZM9 205V204H8ZM7 205V206H8ZM20 205V203L19 202H17L16 203V207H22L23 208V206L21 205V206H19ZM34 205H36V204H34ZM53 205V204H52ZM60 205V204H59ZM67 205V204H66ZM69 205H70V203H69ZM79 205V204H78ZM125 205H126V207H125ZM141 205H139V206H141ZM4 206H5V204H4ZM44 206V205H43ZM62 206H63V204H62ZM71 206V205H70ZM82 206V205H81ZM93 206V205H92ZM92 206H88V207H90V208H92ZM98 206V205H97ZM99 206H101L100 205V203H99ZM129 206H132V203L131 204H129ZM12 206H10V208H11ZM16 207H14V208H6V207H0V219L1 218H3L4 216H9V215H13V214H19L18 213V211H19V209L18 208H16ZM25 207V206H24ZM32 207H34V206H32ZM31 207V208H32ZM37 207V206H36ZM36 207L34 208V209H36ZM57 207V206H56ZM117 207V208H116ZM124 207V208H123ZM133 207V206H132ZM136 207H137V205H136ZM136 207H133L134 209H132L131 208V212H132V215H133V213H135V212H133V211H135L136 210ZM142 207H144V206H142ZM141 207V208H142ZM22 208H21V210H22ZM38 208V207H37ZM42 208V207H41ZM53 208V207H52ZM86 208H87V206H86ZM90 208H88V209H90ZM94 208V207H93ZM90 209V210H92V212L91 213H95V211L93 212V210H95V209ZM34 209H32V210H34ZM66 209H67V207H66ZM69 209V208H68ZM76 209V208H75ZM78 209V208H77ZM80 209V208H79ZM104 209V208H103ZM116 209V210H115ZM130 209V208H129ZM39 210H40V208H39ZM73 210V209H72ZM71 210V211H72ZM82 210V209H81ZM81 210H79V212H81ZM98 210V209H97ZM115 210V211H114ZM133 210V211H132ZM137 210H138V208H137ZM140 210V209H139ZM138 210V211H139ZM27 211V210H26ZM48 211V210H47ZM54 211V210H53ZM63 211V210H62ZM65 211V210H64ZM69 211V210H68ZM82 211H84V210H82ZM121 211V210H120ZM127 211V213L128 212H130V210H125V212ZM21 212V211H20ZM23 212V211H22ZM25 212V211H24ZM38 212V211H37ZM45 212V211H44ZM43 212V213H44ZM58 212V211H57ZM61 212V211H60ZM59 212V213H60ZM85 212H86V210H85ZM88 212V211H87ZM98 212V211H97ZM96 212V213H97ZM124 212V213H125ZM32 212H30V214H31ZM35 213H36V211H35ZM42 213V212H41ZM42 213V214H43ZM56 213V212H55ZM70 214H71V212H69ZM73 213V212H72ZM100 213V212H99ZM139 212H137V214H138ZM144 213V214H143ZM48 214V213H47ZM62 214V213H61ZM65 214H67V213H65ZM90 214V213H89ZM88 214V215H89ZM130 214V213H129ZM22 215H24V213L22 214ZM29 215V214H28ZM40 215V214H39ZM68 215V214H67ZM66 215V216H67ZM72 215V214H71ZM74 215V214H73ZM84 215V214H83ZM95 215V214H94ZM118 215H119V213H118ZM117 215V216H118ZM131 215V216H132ZM17 216V215H16ZM32 216V215H31ZM36 216V215H35ZM46 216H48V215H46ZM53 216H55V214L53 215ZM96 216V215H95ZM128 216L129 215H127V219H128ZM135 217H137L138 218V216L139 215H134ZM13 217V216H12ZM15 217V216H14ZM23 217V216H22ZM28 217V216H27ZM56 217V216H55ZM61 217V216H60ZM82 218H83V216H81ZM111 217V220L109 219V221L107 222V220H105V219H108V218H110ZM33 218V217H32ZM49 218V217H48ZM48 218H45L44 217V220L42 219V220H40L39 221V218L38 219H36V221L38 220V225L39 224H41V226H42V223L43 222H45V220H47ZM51 218V217H50ZM57 218H59V217H57ZM64 218V217H63ZM68 218V217H67ZM70 218V217H69ZM73 217H71V219H67V220H65L66 222L65 223H63V225H61L62 223L60 222V226H61V228L62 229H60L61 230V232H62V230L64 231V229L65 230H67V232L70 230V231H72V229H71V227L69 228V225H72V224H75V223H78V222H74V221H72V220H74V219H72ZM92 218V219H91ZM130 218V217H129ZM4 219V218H3ZM14 219V218H13ZM53 219H55V218H53ZM75 219V220H76ZM131 220H132V218H130ZM21 220H23V219H21ZM63 220V221H64ZM69 220V221H68ZM95 221V222H93V223H95V224H93L92 223V221ZM114 220H116V215H115V219ZM20 221V220H19ZM51 221H52V219H51ZM88 221H89V223H88ZM91 221V222H90ZM126 221V220H125ZM129 221V220H128ZM133 221H129L130 223H132ZM17 222V221H16ZM34 222V221H33ZM104 222V223H105ZM111 222H113V220L111 221ZM110 222V223H111ZM117 222V221H116ZM30 223V222H29ZM49 223V222H48ZM48 223H47V225H48ZM110 223H109V225H110ZM123 223H121V225H120V227L121 226H123L122 224ZM129 223V224H130ZM12 224V223H11ZM44 224V223H43ZM50 224V223H49ZM56 224V223H55ZM114 224V223H113ZM25 225V224H24ZM37 225V222H34V225H33V223H32V225L30 226L34 231H31L29 228V230L27 229L26 231H24V229L21 231V232H18V233H16L15 235L16 236H14V238L13 237H11L13 240H8V239H6V237H8V236H6V237H4V236H2V239H0V251H2V250H4L3 252H1V253H3V254H5V250H6V248L5 247H7V246H10V248H12V250H13V252L11 251V249H10V251H8L9 249H7V254H9V256H8V261H6V258H7V254H6V258L4 257H2L3 258V261H1V256H2V254L0 253V264H9V263H11L12 264V262H16L15 264H17V262H18V264L20 263L21 264V262H23V264H24V262H27V261H25V260H23V259H26L27 257H28V255H27V257L25 258V254H23V252H22V254H15V252H14V249H15V247L18 245H16L15 246V243H20L22 240H25V241H23V242H28V241H30V243H28V245L27 244H25V243H23L24 245H26L27 247H25V249H23V250H26V248H28L27 250H29V252H30V250H31V248L29 249V244H31L32 243V239L34 240L33 241V247L35 246L36 248H40V250L42 249V245H44V244H46L47 246H48V240L51 238V236L54 234V231H56V229L54 230V231H52V233H50L49 232V230L47 231V229L49 228H47L46 227V229H45V227L44 226H42V227H39ZM45 225H46V223H45ZM46 225V226H47ZM117 225H118V223H117ZM10 226V225H9ZM14 226H15V224H14ZM20 226V225H19ZM23 225H21V227H22ZM52 226V225H51ZM90 226V225H89ZM88 226V227H89ZM103 226V225H102ZM107 226V225H106ZM114 226V225H113ZM116 226V225H115ZM128 226H129V228H128ZM28 226L26 225V228H27ZM53 227V226H52ZM59 227V226H58ZM86 227H87V225H86ZM85 227V228H86ZM87 227V228H88ZM93 227H92V229L91 230H93ZM99 227V226H98ZM104 227H105V225H104ZM109 228H110V226H108ZM107 227V228H108ZM112 227V226H111ZM116 227H118V226H116ZM116 227H114V228H116ZM4 228H5V225H4ZM25 228V229H26ZM60 228V227H59ZM58 228V229H59ZM74 228H76L77 229V227H74ZM91 228V227H90ZM22 229V228H21ZM45 231H44V230ZM57 229V230H58ZM97 229V228H96ZM95 229V230H96ZM103 229V228H102ZM1 230V229H0ZM7 230V229H6ZM19 230V229H18ZM39 230V231H38ZM43 230L45 233H41V231ZM89 230V229H88ZM104 230V229H103ZM106 230V229H105ZM112 230V229H111ZM111 230H108L107 231V233H105V231H103V233H105L106 235L108 234V232L110 233V231ZM77 231V230H76ZM1 232V231H0ZM3 232V231H2ZM38 232H40L39 234H38ZM48 232V233H47ZM56 232H58V231H56ZM60 232V231H59ZM77 232H79V231H77ZM76 232V233H77ZM84 232V231H83ZM86 232L88 233V231L86 230ZM86 232H84L85 234H86ZM93 232H96V231H92V233ZM101 232V231H100ZM99 232V233H100ZM115 232V231H114ZM113 232V233H114ZM13 233V232H12ZM64 233V232H63ZM62 233V234H63ZM73 233V232H72ZM75 233V232H74ZM73 233V234H74ZM90 233H91V231H90ZM91 233V234H92ZM1 234H3V233H1ZM10 234V233H9ZM19 234V235H18ZM34 234L36 235V236H34ZM59 233H57V235H58ZM69 234V233H68ZM68 234L66 235L67 237H68ZM79 234V233H78ZM96 234H98V232L96 233ZM4 235V234H3ZM82 235L84 236V238H85V235L82 233ZM88 235H89V233H88ZM10 236H12V234L10 235ZM10 236L8 237L9 239H11L10 238ZM54 236V235H53ZM60 237H61V235H59ZM82 236V237H83ZM100 236H102V235H100ZM55 237V236H54ZM57 237V236H56ZM67 237H66V239H67ZM80 237V234H79V236H78V238ZM93 237V236H92ZM108 237H109V239H108ZM1 238V237H0ZM31 238V239H30ZM64 238V237H63ZM70 238V237H69ZM88 238H90V237H88ZM100 237H98V239H99ZM103 238H104V236H103ZM30 239V240H29ZM58 239V241H59V239H60V241L62 240L61 238H57ZM86 239V238H85ZM92 239V238H91ZM70 240H72V239H70ZM75 240V239H74ZM76 240H77V238H76ZM82 240V239H81ZM93 240V239H92ZM50 241V240H49ZM53 240H51L50 242H52ZM67 241V240H66ZM89 241V240H88ZM98 241V240H97ZM100 241V240H99ZM102 241V240H101ZM101 241H100V243H101ZM69 242H71V241H69ZM68 242V243H69ZM84 242H85V240H84ZM89 242H91V240L89 241ZM103 242V241H102ZM103 242V244H105ZM38 244L39 246H37L36 244ZM64 243H65V241H64ZM72 243V242H71ZM86 243H88V242H86ZM92 243V242H91ZM122 243H124L125 244V246L124 247H122L121 245H122ZM22 244V245H23ZM50 244V243H49ZM53 244V243H52ZM51 244V245H52ZM55 244H56V239H55ZM11 245H13L14 246V249H13V246L11 247ZM32 245V244H31ZM67 245V244H66ZM69 245H71V244H69ZM75 245H77L76 244V242H75ZM80 245V244H79ZM121 247H120V246ZM41 246V247H40ZM47 246H45V247H47ZM54 246V245H53ZM65 246V245H64ZM82 245H80V247H81ZM89 246H90V248H89ZM93 246V245H92ZM100 246V245H99ZM21 246L19 245V248H20ZM24 246H22V248H23ZM31 247V246H30ZM32 247V248H33ZM34 247V250L36 249ZM52 247V246H51ZM60 247V246H59ZM68 247V246H67ZM72 248H73V246H71ZM76 248L78 247V246H75ZM9 248V247H8ZM18 248V249H19ZM22 248H20V251H22L21 249ZM52 248H54V247H52ZM51 248V249H52ZM66 248V247H65ZM37 249V250H38ZM43 249H44V247H43ZM46 249V248H45ZM44 249V250H45ZM47 249H48V247H47ZM50 249V250H51ZM62 249V248H61ZM61 249H59V250H61ZM92 249L94 250V249H96V251H92ZM113 249H111L112 251H113ZM33 250V254H36V250L34 251ZM39 250V251H40ZM74 250V249H73ZM82 250V251H81ZM19 250L17 251L16 250V253L17 252H20ZM49 251V250H48ZM53 251V250H52ZM56 252H57V250H55ZM64 252H65V250H63ZM62 251V252H63ZM69 251V250H68ZM75 251V250H74ZM109 251V250H108ZM12 252V253H14L12 256H11V254L10 253ZM28 252V251H27ZM55 252V253H56ZM67 252V251H66ZM70 252H72V251H70ZM76 252V251H75ZM101 252V253H102ZM105 252H107V250L105 251ZM24 253H26V252H24ZM47 253V252H46ZM54 253V252H53ZM100 253V252H99ZM99 253H96V254H99ZM109 253V252H108ZM107 253V255H109ZM111 253H113V252H111ZM27 254V253H26ZM32 254V255H33ZM37 254H40V253H37ZM43 254V253H42ZM52 254V253H51ZM58 254H59V252H58ZM63 254H65V253H63ZM71 255V253H68V255ZM31 254L29 253V256H30ZM70 256V257H67L66 255L64 256V257H66V258H68L69 260H70V258L72 259L73 258V256ZM103 256H105V254L103 253L102 254ZM5 256V255H4ZM34 257H35V255H33ZM51 256V255H50ZM55 256H56V254H55ZM58 256V258H59V256H61V253H60V255H57ZM56 256V257H57ZM24 257V258H23ZM43 257H45V255L43 256ZM46 257H48V256H46ZM45 257V258H46ZM63 257V256H62ZM63 257V259H65ZM100 257V256H99ZM112 257V258H111ZM23 258V259H22ZM29 258H31V260H32V257H29ZM36 258V257H35ZM34 258V259H35ZM50 257H48V259H49ZM58 258L56 259V261L58 260ZM103 258V257H102ZM53 259H54V257H53ZM68 259H66V260H68ZM27 260V259H26ZM30 260V259H29ZM44 260H46L45 262H44ZM41 259V261H43L42 263H40V264H47L46 262H48L49 260H51V259H49V260H47V259ZM68 260V261H69ZM73 259H72V261L73 262H75ZM37 261V260H36ZM35 261V262H36ZM34 262V261H33ZM40 262V261H39ZM38 261L36 262L37 264L39 263ZM61 262H63V264H64V260L63 261H61ZM32 263V262H31ZM57 263V262H56ZM69 264L71 263L72 264V262H68ZM67 263V264H68ZM27 264H30V262L28 263L27 262ZM33 264V263H32ZM50 264H55V263H50ZM57 264H60L59 262L57 263ZM62 264V263H61Z\"/></svg>",
    "mask_w": 264,
    "mask_h": 264
},
{
    "label": "rangeland",
    "instance_id": "obj_2",
    "mask_svg": "<svg viewBox=\"0 0 264 264\" xmlns=\"http://www.w3.org/2000/svg\"><path fill=\"white\" fill-rule=\"evenodd\" d=\"M18 1V2H17ZM33 1H35V0H11V2L9 1V0H0V7H1V9H0V11L1 12H5V11H7L8 12V10L12 13V14H15V15H12V16H14V17H16V19L14 18V17H12L11 16V14H8V16L10 15V19H11V17H12V20L14 19V22L16 21V22H19V23H21V21L23 20V22L21 23V24H25V25H27L28 27H29V25H30V28H32L33 30H35V27H39V29H41L42 27L41 26H43V28H46V27H48V31H55V33H57L58 32V34L60 33V31L62 30V34H63V36L62 37H64V35H66L67 34V41H69V40H71L70 41V43L72 42V40L74 39L75 41H73L74 43L76 42V40H79V41H81V43H82V40L83 39H81V38H84V40L83 41H85V38H88V39H86L87 40V42L89 41V43H90V39H91V41H93V42H91L90 44H94V42H95V44L96 43H100V44H102L101 46H103V48H105V46L106 45H108V44H111L110 45V49H115V48H117L118 46V44H120V42L119 41H117L116 39H121V37H122V35H128V37L130 36V39L132 38V40H134V41H132V40H128V41H130L129 43H132L133 42V44H134V42H136V43H139V45H142V44H145V45H150V46H156L157 44H155V42L157 41V36L158 35H162L163 37H164V35L166 36V37H168L169 39H167L169 42H173V41H170V39L171 40H174L175 39V43H183V42H185V40H188V38H189V40H193V41H199V40H202V37H203V39L205 38V37H210V39H211V37H212V39L213 38H215L216 37V35H217V33L220 35V33H224L225 32V35H226V33H228L227 32V30H228V28L230 27H233V24H232V21H233V23H234V26L236 25L235 24V22L236 21H238V20H233V18H236L235 16H237L238 15V17H240L239 15H241L242 14V16H241V19H242V17L243 16H247V14H248V16H250V14H251V12H252V14H254L256 11L259 13H261V10H259V9H262V11L264 10L263 8H264V0H262L261 2L263 3H261L260 2V0H158V1H161V3L160 2H158L157 0H139V2H137L138 0H116V2H115V0H112L111 2H110V0H98V2H97V0H86V2H85V0H82V1H80V0H76L77 1V3L75 2V0H70V2H68V0H37L36 2H33ZM49 1V2H48ZM66 3H69V4H66ZM100 1V2H99ZM105 1V2H104ZM131 1V2H130ZM135 1V2H134ZM141 1H142V3H141ZM152 1H155V2H152ZM167 2V3H165V2ZM170 1H173V2H170ZM189 1H190V3H189ZM193 3H192V2ZM205 1H207L206 3H205ZM9 4H8V3ZM45 2H47L48 4H51V3H53V4H51V5H48V4H46ZM74 2H75V4H74ZM93 2V3H92ZM94 2L95 3H99L100 5L98 6L97 4H94ZM108 3V4H105V3ZM113 2V3H112ZM114 2H115V4H114ZM121 2H123L122 4L123 5H125L126 3H128V5H126L127 7H128V9H125V7L126 6H122L121 5ZM147 2H149V3H153V4H151L152 6L154 5H156L157 7H152L149 3H147ZM170 2V3H169ZM245 2V3H244ZM1 3H3V4H1ZM16 3V4H15ZM19 3V4H18ZM44 3V4H43ZM60 3V5L61 6H63V8L60 6V5H58ZM61 3H65L64 5L63 4H61ZM80 3V4H79ZM87 3V4H86ZM90 3V4H89ZM93 5H92V4ZM102 3H104L103 5H102ZM117 3H118V5H121L120 7L119 6H116L117 5ZM120 3V4H119ZM131 3V4H130ZM133 3V4H132ZM139 5H138V4ZM141 3V4H140ZM145 3H146V5H145ZM163 3V4H162ZM171 3H173V4H171ZM178 3V4H177ZM203 3H205V4H203ZM248 3V4H247ZM250 3H252V5L250 4ZM21 4V5H20ZM31 5L30 6V8H27V6H29V5ZM36 4H40V7L38 8V6L39 5H37V8H35L36 6H34V5H36ZM84 4V5H83ZM159 4V5H158ZM174 4H176V5H174ZM185 4H188V5H185ZM189 4L191 5V6H189ZM237 4V5H236ZM250 4V5H249ZM261 4V5H260ZM3 6V8H2V6ZM16 5V6H15ZM17 5H19L20 6V9H24V7H25V9H24V11H22V15L20 14V13H17L18 11L16 10L19 6H17ZM54 5H55V8H54ZM56 5H58V6H56ZM75 5V6H74ZM79 5H81L80 7H79ZM86 6V8L85 7H83V6ZM94 5H95V7H94ZM107 5H108V7H107ZM112 5H114V6H112ZM137 5V6H136ZM168 5H169V7H168ZM179 5V6H178ZM243 5H245L246 7H249V8H247V10H246V8H245V6H243ZM259 5V6H258ZM9 6H11V8L9 7ZM15 8H13V7ZM22 6H23V8H22ZM34 6V7H33ZM49 6H51V7H53V9L51 8V7H49ZM71 6H72V8H71ZM87 6H89V9L87 8ZM90 6H91V9H90ZM101 6H103V7H101ZM131 6V7H130ZM147 6V7H146ZM159 6V7H158ZM161 6V7H160ZM182 6V7H181ZM239 6V7H238ZM31 7L33 8V9H31ZM47 7H49V9L47 8ZM67 7V8H66ZM93 7H94V9H93ZM106 7H107V9H106ZM114 7V8H113ZM118 7H119V9H118ZM132 7H133V9H132ZM138 7V8H137ZM140 7V8H139ZM142 7V8H141ZM170 7H173V8H170ZM190 7V8H189ZM5 8V9H4ZM26 8H27V10H29V9H31V10H29V14L27 13L28 11L26 10ZM57 8V9H56ZM60 8L62 9V10H60ZM100 8H102V9H100ZM123 8H124V10H127V11H129L130 10V14H129V12H128V15L130 16V17H132V18H129V16L127 17V13H124L125 11L123 10ZM135 8H137V9H135ZM144 8H146V10H144ZM150 8V9H149ZM151 8H153V10L151 9ZM157 8L159 9V10H157ZM165 8V9H164ZM175 8V9H174ZM181 8H183V9H181ZM234 8V9H233ZM242 8H245L244 10L242 9ZM4 9V10H3ZM7 9V10H6ZM11 9V10H10ZM12 9H14V10H16V13H17V15H16V13H15V11H13ZM35 9V10H34ZM37 9V10H36ZM41 11H40V10ZM46 9V10H45ZM104 9H106L107 10V13H106V10L104 11ZM109 9V10H108ZM131 9H132V11H131ZM139 9V10H138ZM143 9V10H142ZM155 9V10H154ZM174 9V10H173ZM180 10V11H178V10ZM233 9V10H232ZM251 9V10H250ZM254 9V10H253ZM3 10V11H2ZM39 10V11H38ZM52 10V11H51ZM56 10V11H55ZM58 10H60V11H58ZM64 10V11H63ZM66 10V11H65ZM113 10H114V12H113ZM118 10V12L120 13H116V11ZM121 10V11H120ZM137 10V11H136ZM241 10V11H240ZM14 13H13V12ZM35 11V12H34ZM47 11V12H46ZM49 11H50V13H49ZM53 11H55L56 13H54ZM80 11H83V12H81V14H80ZM111 11H112V13H111ZM141 11V12H145L146 11V13H139V12ZM150 11V12H149ZM185 11V12H184ZM189 11V12H188ZM233 11V12H232ZM237 12V15L235 14L236 12ZM243 11V12H242ZM254 11V12H253ZM34 12V13H33ZM40 12H42V13H40ZM51 12H52V14H53V16H52V14H51ZM58 12V13H57ZM62 12V13H61ZM136 14H135V13ZM155 12V13H154ZM157 12V13H156ZM159 12V13H158ZM164 13V16L162 15L163 13ZM181 12V13H180ZM196 14H195V13ZM207 12V13H206ZM235 12V13H234ZM250 14H249V13ZM9 13V12H8ZM27 13V14H26ZM46 13V14H45ZM48 13V14H47ZM109 13V14H108ZM111 13V14H110ZM139 13V14H138ZM151 13V14H150ZM199 13H202V15L201 14H199ZM240 13V14H239ZM5 14V13H4ZM23 14H25V16H23ZM30 14H33V15H30ZM34 14L36 15V16H34ZM56 14V15H55ZM81 16H80V15ZM117 14H118V16H117ZM126 14V15H125ZM131 14H133V15H131ZM136 15V17H134L135 15ZM144 14V15H143ZM146 14V15H145ZM148 14V15H147ZM154 14V15H153ZM157 14V15H156ZM177 14H179V15H177ZM188 14V15H187ZM256 14V13H255ZM30 15V16H29ZM50 15V16H49ZM109 15H110V17H109ZM116 15V16H115ZM141 15H143V16H141ZM168 15H169V17H168ZM183 15H184V17H183ZM232 16V18H230L229 19V17H231ZM48 16V17H47ZM76 17V18H74V17ZM115 16V17H114ZM201 16V17H200ZM33 17V18H32ZM35 17H37V18H35ZM42 17V18H41ZM49 17H53L52 19L50 18V19H48ZM54 17H55V20H54ZM80 17H81V19H80ZM87 17V18H86ZM92 17V18H91ZM96 19V22H95V19ZM106 17V18H105ZM116 17H118L117 19H116ZM123 19H122V18ZM164 17H165V19H164ZM188 17V18H187ZM27 18V19H26ZM35 18V19H34ZM38 18H41V19H38ZM45 18V19H44ZM70 18H72V19H70ZM74 18V19H73ZM89 18V19H88ZM104 18V19H103ZM109 18V19H108ZM113 18V19H112ZM116 19V23H118V24H114L115 23V19ZM128 18V19H127ZM161 18V19H160ZM190 18V19H189ZM245 18H247V17H245ZM245 18L243 17V20H245ZM37 19V20H36ZM48 19V20H47ZM71 21H70V20ZM79 21H78V20ZM107 21H106V20ZM114 20L113 22H112V20ZM125 19H127V20H125ZM131 19V20H130ZM171 19H173V20H171ZM180 19V20H179ZM182 19V20H181ZM238 19V18H237ZM18 20V21H17ZM26 20V21H25ZM43 20H44V22H43ZM46 20V21H45ZM53 20V21H52ZM99 20V21H98ZM109 20V21H108ZM117 20H119V21H117ZM159 20V21H158ZM171 20V21H170ZM185 20V21H184ZM188 20V21H187ZM30 21H31V23H30ZM48 21V22H47ZM74 21V22H73ZM76 21V22H75ZM101 21V22H100ZM103 21H106V22H103ZM128 23H127V22ZM200 21V22H199ZM260 21V20H259ZM258 21V22H259ZM71 22H73V23H71ZM89 22V23H88ZM124 22H125V24H124ZM156 22H159V23H156ZM165 22V23H164ZM189 22V23H188ZM261 23V25L260 24H258V25H256V26H253V24H252V27L251 26H248V28L246 29V27L243 29L242 28V30H243V33H242V31L241 30H239V31H241L240 32V34H239V31H238V33L235 31V32H233L234 34H232V35H230V37H232L231 39H233V40H231L230 39V37H229V35L228 36H225L226 38L225 39H223L222 41L224 42H222V43H220V45H218V47H220L221 46V44H222V47H223V49L220 47L219 49L221 50H219L218 49V51L215 49V51L216 52H218V53H215V51H213V49L214 48H212V53H211V51H209V53H207V52H204L206 55H204L205 57H201V58H199V56L200 55H195V57L199 60H196L195 58V60H196V62L197 63H199L200 64V62L202 63V64H200V66L202 67H200L199 66V64H197V65H194V67L196 68V72H195V68H192V69H194L193 71L194 72H189V73H191L192 75L191 76H189V77H187V79H190V80H192V81H190L189 83L187 82V81H185V79H186V77H184L183 75L184 74H186V73H184V74H178V73H180V72H177V71H175L174 70V72H176L178 75L177 76H175V75H173L174 77L173 78H171L170 79V77H163V74L164 73H166L168 76H170L169 75V73L170 72H173V71H170L169 72V68L167 69L166 67L168 66L167 64H170L171 66H173V65H175L176 66V62H174L173 60H168V63L167 62H165L166 60H162L161 59V61H159V64H162V65H158L157 64V68L158 67H160V68H162L161 66H163V65H165V66H163V67H165V68H162V69H164L163 70V73H162V75H161V77H160V75H158L157 76V74L155 75V72H156V68L154 69V71L153 70H151V69H153V67H152V62L153 61H155L154 59L152 60V62L151 61H148L149 63L147 64L146 62H144L142 65H143V67H142V65L140 66V68H136L135 66H137V67H139V64H136L135 66L134 65H130V64H123V63H120L119 61H117V63H116V61L114 62V60H111V61H109L110 59H108L107 60V58H100V59H98V58H93V60L95 61H93L92 60V58L90 59V58H86V60L88 59H90L89 60V62L87 63L86 61H85V63L88 65V66H85V64H82V65H80L79 67H78V65L80 64V62L82 61V58L81 59H78V60H80V62H79V64H77V63H75V64H77L76 65V67L74 66V63L72 64V63H69V59L68 58H70V57H73V56H70L71 54H68V55H66V53L64 52V51H66V50H64L63 51V54L65 53V55H62L61 53L60 54H57V55H53L54 56V58H53V56H52V58L54 59L53 60V62L55 61H59L60 60V58H61V62H62V59H64L65 60V58L67 59L66 61L68 62V66H70L69 64H72L74 67V70H73V68L71 67L70 69H72L70 72H72L73 71V73L72 74H70V72H68L67 70V72H65V73H67L68 74V76H69V74L71 75L70 76V78L68 79H66L65 78V76L67 75H65V73H63L64 71H62V70H64V69H67V68H69V67H67L66 68V62H64L65 64H63V62H62V64L63 65H65L64 67L62 66V65H60V64H57V65H59V66H62L63 68H62V70L60 71L59 69L61 68V67H59V69H58V67L57 66H55V64H53V68H57L56 70L54 69V71H56L57 73H58V71H59V74H57V73H55L54 71H53V74H52V72L50 73V71H51V69L52 68H50L51 66H52V58H50V63H51V66L49 65V67L48 66H46V64H44L43 63V61L44 62H46V60H49V59H41L42 57L43 58H46V57H48L49 55H47L46 57L45 56H40V58H38L39 56H37V58L38 59H41V60H39V61H41L43 64H44V66L43 65H41L40 64V62L38 61V59L36 60L35 59V57L33 56V58H32V56L31 57H28V59H21L20 60V62L19 61H17V63H16V61H15V63L12 61V60H9V62L6 60V58H7V55H6V52L7 53H11L12 51H14V49L15 48H17V49H19V47L17 46V47H15L12 43H10V41L6 38V37H4V36H2L1 34H0V53L2 54H0V73H2V74H0V138L2 139V140H0V158H4V156H6L7 155V157L8 156H13V152L15 153V155H16V160H15V158L13 159V157L15 156H13L12 157V160H14L13 162H11L12 160L10 159V160H8L7 159V161L8 162H10V163H8V164H2V165H11V163H16L15 164V166L14 167H16L19 163V167H21L20 165H22L23 166V168H20L19 170H21V172L24 174L23 176L24 177H26V175H30V173L32 172V170H34L35 168L34 167H36L37 166V168L38 169H40V168H45V167H48L49 166V162H50V165L55 161V160H57L58 159V157H59V159L58 160H61V158L63 157V158H69V153L68 152H63V150H64V148L65 149H67V148H69L68 147V143L71 141V139L74 137V135L75 136H77L78 138L77 139H73V141H71L70 143H69V146L71 147V146H73V143L72 142H74V145H75V143H76V145H77V141L79 140V142H80V138H81V142L79 143L78 142V145L79 146H85V147H82V148H86L85 149V151L87 152V154L85 153L84 155H87L86 157H84L83 156V154L82 153H84V149H83V152H77V156H76V159L77 160H75V158L74 159H71V157L73 158V157H75V155L76 154H74V155H71L70 156V159H71V164L69 163H67V165H64L66 168H64V167H61V165H62V163H60V165L59 164H57V168H56V171L58 170V168H59V166H60V168L59 169H62V170H58V172H54L55 170H50V171H52V172H48L49 174H47L46 172H44V174H43V176H44V178H43V176H41V177H39L40 179H42L41 181H40V179H39V181L37 180V178H33V179H31L32 181H34L35 183H33L32 181V184H31V186L29 187V185H28V188H27V186H25V191H23V194L25 193V194H27V196L28 195H31V193L32 194H34V192L36 191L37 193L39 192L40 193V191L42 192H44V190H46V189H44V187L46 186L47 188H49V187H51V185H52V181H53V183H54V181L56 180L57 182H55V184L56 183H59L58 182V180L59 181H64V179L65 180H67L68 178V180H69V182L71 181V178H73L74 176H71L72 174H70V173H73V174H75L77 171V169H75L76 167H79L78 166V164L79 165H81L82 163H84V162H86V161H88V160H91V155H93V158H95V159H93V160H96V157H100V155H102V158H103V156L105 157L106 156V153H102V152H105V150H104V148L106 149V147H107V141H108V144H110L109 143V139L108 138H104L105 140H106V143L105 144H103V143H101V142H105V140H103V139H101V138H103V136H102V134H101V132H99V131H101L102 129H101V127L103 128V129H105V128H107V126L110 124V122H109V116H108V114L107 115H105L106 116V120H107V117H108V120L106 121V120H104V124L106 125V123L108 124L107 126H105V127H103V125L104 124H102V122L100 123V124H102V126L100 125V128H99V126H97L98 124H97V122H98V120H100V117L102 116V115H100V110L102 109V106L103 105H105V103L104 102H108V103H106V105H109V102L110 101H112V103H113V101H114V99H115V101H119L120 99H123V98H127L126 100L128 101V99H130L129 100V102H130V104H129V102H128V104L129 105H131L130 107L132 108L133 106H132V104H133V99L137 102L138 100H139V102H140V99H138L139 98V95H140V97H141V95L143 94V96L145 97V98H147L146 97V95L147 96H149V97H152L153 96V100H154V97H156V98H158V96H159V98H158V100H160V99H162L164 102H165V100H166V103L167 104H169V105H171V106H173V107H171L170 106V108H171V110H169L168 111V109H170L169 108V106H167V104L165 105V106H167L168 108H165V109H162L163 111H162V118L160 117L159 118V114H161V112L159 113V114H156L155 116H156V118H155V116H152V118L154 117L155 118V122H156V124H155V122L153 123V120L152 119H146V120H144L143 122H142V120L141 121H139V124H145L146 122H147V120H150L148 123V126L147 127H145V129L146 128H148V134H149V132H150V134L149 135H146L147 137H146V139H147V141H156L157 142V145L158 146H156V148L154 147V148H152V150H149V151H147V152H144V153H142V154H135L134 152H133V155L131 154V156H132V158H131V156H129V158H128V163H130L129 164V166H128V164L125 166V167H113V168H109L110 167V165L109 166H106L105 168H104V170L101 168L100 169V167L98 168V166L97 165H94L93 166V168L92 169H90V171H85L84 173H83V176L81 175V177H83V178H81L80 177V175L78 176V175H76L74 178H76V177H79V178H76V180L74 181L73 179V182H71V183H69V184H66V185H63V187H62V189H61V187L59 186V190L57 189V188H53V189H57V190H53L52 191V189L51 190H49L48 191V193L50 194H48L47 192H44L45 194L43 195L44 197H40V200L38 199L37 200V202H41V204L39 203H37L36 201V203L34 202L33 203V205L32 206H34V207H32V206H28L27 207V205H22V203H21V201H22V198L24 197V195L22 196V195H19V194H21L22 193V191L21 192H19V193H17L18 194V197L16 196L17 194H15V196L14 197H12V198H8V197H6V199L4 200V201H7L8 200V203H5L3 200H1V201H3V203L5 204V206H4V204H2V202H1V204L2 205H0V207H6V208H10V206H12L11 208H14V207H16V203L17 202H19L20 203V205L19 206H23V208L22 207H16V208H18L19 209V211H18V213L19 214H13V215H9V216H4L3 218H1L0 219V239H2V236H4V237H6V236H10L11 234H12V236H10V238L11 237H13L14 238V236H16L17 234L16 233H18V232H21L23 229H24V231H26L31 225H32V223H33V225H34V222H37V225H38V220L36 221V219H38L39 218V221L40 220H44V217L45 218H48L47 220H45V222H43L42 223V226H44L45 227V229H46V227L48 228L47 229V231L49 230V232L50 233H52V231H54L56 228L58 229L59 227V229L57 230L56 229V231H58V232H56V231H54V236L52 235L51 236V238L49 239L50 241L51 240H53L52 242H50L49 240H48V246L46 245V244H44V245H42V249L40 250V248L38 249V248H36L35 246V250H34V247H33V239H32V245L31 244H29V249L31 248V250H30V252H29V250H27L28 248H26V250H23V249H25V247H27L26 245H24L23 243H25V244H27L28 245V243H30V241H28V242H23V241H25V240H22L20 243H15V249H14V246L13 245H11V247L13 246V249H14V252H15V254H22V252H23V254H25L26 256H25V258L27 257V255H28V257L26 258V259H23V260H25V261H27L28 263L30 262V264H37L36 262L38 261H40L38 264H40V263H42L43 261H41V259H47V260H49V259H51V260H49L48 262H46L47 264H50V263H55V264H57L58 262L61 264H63V262H61V261H65L64 262V264H67L68 262H72V264H78V263H76V261L74 260L75 259V257L77 256V253H79V251H80V249L86 244V246L84 247V248H82L83 250H85L86 249V247L88 248V244H92V245H90L91 246V248L92 247H94V248H103L102 247V245H106L107 243L106 242H104V240L107 238V236H113L114 234H116L117 233V231L119 232V230H118V228H124V224L125 223H123V222H126L129 226L130 225H132L136 220H138V219H141L140 217H144V215H142L141 214V212H143L144 211V209L143 208H146V201H143V199L142 200H139V198H137V197H142V195H144L143 193L142 194H140V196L137 194V192L139 193H141L142 191H140V188L137 190V191H134V190H136V189H134L132 192H130V198H131V193H132V200L129 198V196H128V193H129V191H128V186H129V184H132L131 182H134L133 180H135L134 178H138V177H140L141 178V175H142V177L144 178V176H143V174L144 175H146L147 174V172H148V170L151 168V170H152V168H155V166H154V164L156 163H158V160H159V158H164L165 156H169L170 154H173V150L175 149V147H176V145H180V143H184V141L186 140L187 141V139L189 140V138H187L185 135H188L186 132H184L183 130L182 131H179V132H176V131H174V130H171V131H174V132H171L169 129H171V128H173V127H179L180 125H181V123L179 122L180 120H183V118H180L179 119V121L176 119L177 118V116H179V115H182V114H179L177 111V113L175 114V113H173V110L174 109H178V108H180V107H182V106H184L183 104H190L191 106H192V104H193V102L195 103V104H193V106L191 107V108H189L188 107V111H191L190 112V114H191V117H190V115H189V118L188 119H190L191 120V122H193L192 121V118H194V120H195V118L199 121V122H202L203 120L204 121H206V119L205 118H209L210 119V121L213 119V121H216L217 122V120L218 119H215V117L216 116H218L217 114H219V116L218 117H216V118H219L220 120L219 121H221V119H223V120H225L226 118L225 117H228L226 120H229V122H228V124L226 123V120H225V122L224 123H226V125H229V123H230V125L233 123L234 125L235 124H238V121L240 122L241 120L240 119H242L243 121L245 120V117H247L248 116V118H249V116H250V114H252L251 116H250V119H248V118H246V120L248 119V120H250V121H246V123H248V124H250V122L252 123V121L253 120H255V121H259V123H262V121H260V119L261 120H263L264 118H263V116H264V108H262L261 107V105H263V107H264V21L262 22V21H260ZM40 23L42 24V25H40ZM46 23V24H45ZM48 23V24H47ZM60 23V24H59ZM71 23V24H70ZM94 23V24H93ZM95 23H96V25H95ZM97 23H99V26H98V24ZM101 23V24H100ZM108 23V24H107ZM113 23V24H112ZM119 23H121V25L119 26ZM162 23V24H161ZM175 24V25H171V24ZM36 24H39L40 26H36ZM70 24V25H69ZM73 24V25H72ZM75 24V25H74ZM113 25V28H112V25ZM122 24H123V26H122ZM153 24H154V26H153ZM165 24V25H164ZM230 24L232 25V26H230ZM51 25H54V28L55 27H57L55 30H52L53 29V26L51 27ZM58 25V26H57ZM86 25H87V28H86ZM90 25V26H89ZM92 25H93V27H92ZM108 25H111V27L109 26L108 27ZM156 25H157V27L158 28H156ZM169 25V26H168ZM255 25V24H254ZM263 25V26H262ZM75 26V27H74ZM89 26V27H88ZM101 26H103V27H101ZM115 26V27H114ZM117 26V27H116ZM122 26V27H121ZM126 26V27H125ZM226 26H228V28L227 29H225L226 28ZM258 26H259V28H258ZM261 26V27H260ZM73 27V28H72ZM92 27V28H91ZM105 27V28H104ZM124 27V28H123ZM152 27H153V29H152ZM174 27V28H173ZM249 27H251V29L249 28ZM42 28V29H43ZM83 28V29H82ZM98 28V29H97ZM100 28V29H99ZM109 28V29H108ZM111 28V29H110ZM117 28V29H116ZM223 28V29H222ZM229 28V29H230ZM256 28H258V30L256 29ZM261 28V29H260ZM47 29V28H46ZM65 29V30H64ZM68 29V30H67ZM71 29V30H70ZM76 29V31H75V34L77 35L78 34V36L76 37L75 36V34H74V30ZM81 29V30H80ZM85 29V30H84ZM90 29H91V31H90ZM114 31H113V30ZM121 29V30H120ZM123 29H125V31H123ZM128 31H127V30ZM220 29H221V31H220ZM249 29V30H248ZM38 30V29H37ZM45 30V29H44ZM60 30V31H59ZM83 30V31H82ZM116 30V31H115ZM117 30H119V31H117ZM134 30L135 31H142V33L141 32H134ZM154 30V31H153ZM159 30V31H158ZM170 32H169V31ZM175 30V31H174ZM191 30H192V32H191ZM204 31V33H203V31ZM224 30V31H223ZM246 30V32H244ZM81 33H80V32ZM85 31V32H84ZM95 31H96V33H95ZM97 31H100V32H97ZM111 31V32H110ZM123 31V32H122ZM133 31V32H132ZM145 31H146V34H145ZM148 31H149V34H148ZM152 31V32H151ZM166 32V33H164V32ZM185 31V32H184ZM189 33H188V32ZM202 31V32H201ZM206 31V32H205ZM229 31V33H230V30H228ZM73 32V33H72ZM89 32H91V33H89ZM119 32V33H118ZM131 32V33H130ZM155 32V33H154ZM156 32H157V34H156ZM169 32V33H168ZM185 33V34H182V33ZM196 34H195V33ZM60 33V34H61ZM118 33V34H117ZM152 33H153V35H152ZM161 33H163V34H161ZM203 33V34H202ZM216 33V35L214 36L213 34H215ZM61 34V35H62ZM69 34H70V37H72L71 39H68V38H70L69 37ZM72 34H73V36H72ZM84 34H87L86 36L84 35ZM92 34V35H91ZM97 34V35H96ZM101 34H103V35H101ZM138 35V37H137V35ZM146 35V36H143V35ZM155 34H156V38L154 37L155 36ZM176 34V35H175ZM191 34H193V35H191ZM200 34V35H199ZM205 34V35H204ZM207 34V35H206ZM210 34V35H209ZM81 35V36H80ZM84 37H83V36ZM93 35H95V36H93ZM100 35V36H99ZM106 35V36H105ZM108 35V36H107ZM112 37H111V36ZM114 35V36H113ZM121 35V36H120ZM132 35V36H131ZM134 35V36H133ZM143 36V37H141V36ZM170 35V36H169ZM214 37H213V36ZM219 35H217L218 36V38L220 37L221 38V35L219 36ZM223 35V34H222ZM237 35V36H236ZM74 36H75V38H74ZM118 36V37H117ZM119 36H120V38H119ZM153 36V37H152ZM186 36V37H185ZM192 36V37H191ZM196 36V37H195ZM201 36V37H200ZM240 36V37H239ZM95 39V41L93 40V38ZM106 37V38H105ZM117 37V38H116ZM137 37V38H136ZM148 37H150V38H148ZM158 37H160V36H158ZM162 37V38H163ZM198 37H200V38H198ZM235 37V38H234ZM4 38V39H3ZM90 38V39H89ZM99 38H100V40H99ZM104 38H105V40H104ZM111 38V39H110ZM161 38V37H160ZM165 38V37H164ZM228 38V39H227ZM65 39H66V36H65ZM64 39V40H65ZM103 39V40H102ZM137 39H139V41L140 42H137L138 40ZM141 39H143V40H141ZM145 39V40H144ZM196 39H198V40H196ZM206 39V38H205ZM208 39V38H207ZM209 39V40H210ZM227 39V40H226ZM136 40V41H135ZM151 40H153V42H151ZM156 40V41H155ZM161 40V39H160ZM164 40V39H163ZM167 40H164V41H166V43H164V41L162 42V40H161V43H160V41H159V39H158V44H159V46L162 44V43H164V44H168V41ZM214 40V39H213ZM216 40H218V39H216ZM225 40V41H224ZM97 41V42H96ZM101 41H103V42H105L104 44H103V42H101ZM116 41V42H115ZM150 41V42H149ZM155 41V42H154ZM227 41V42H226ZM229 41V42H228ZM233 41V42H232ZM235 41V42H234ZM78 42V41H77ZM114 42V43H113ZM141 42H143L142 44H140ZM187 42V41H186ZM226 42V43H225ZM84 44L86 43V42H83ZM88 43V44H89ZM118 43V44H117ZM147 43V44H146ZM149 43V44H148ZM153 43V44H152ZM77 44H79V43H77ZM87 44V43H86ZM94 44V45H95ZM113 44H115L116 45V47L115 46H113ZM164 44H162V45H164ZM223 44H225L224 46H223ZM234 44V45H233ZM137 45V44H136ZM229 45H231L230 47H229ZM96 46H98V47H101V46H99V45H96ZM5 47V48H4ZM109 47V46H108ZM217 47V46H216ZM228 47V48H227ZM12 48H14V49H12ZM226 48V49H225ZM10 49V50H9ZM107 49V48H106ZM211 50V49H210ZM220 51V52H219ZM226 51V52H225ZM5 52V53H4ZM67 53H68V51H66ZM70 53V52H69ZM209 54V55H208ZM211 54V55H210ZM218 54V55H217ZM220 54H221V56H220ZM4 56H6V58H5V60L4 61H6V62H4L3 61V57ZM59 56H61V57H59ZM68 56H70V57H68ZM202 56H203V53H202ZM206 57H208V58H206ZM30 58V59H29ZM71 59V58H70ZM73 59H75L74 57H73ZM72 59V60H73ZM77 59H75V60H77ZM84 59V58H83ZM203 59V60H202ZM24 60V61H23ZM32 60V61H31ZM43 60V61H42ZM72 60H70V61H72ZM75 60H74V62H75ZM101 60H103V61H101ZM106 62H105V61ZM202 60V61H201ZM205 60V61H204ZM12 61V62H11ZM26 61V62H25ZM92 61V62H91ZM7 62L9 63V64H7ZM11 62V63H10ZM23 62L25 63V65L23 64ZM37 62H39L38 64H40L41 66H43V67H45L44 69H42L41 70V68L40 67H38L37 66V64H35V63H37ZM47 62H49V61H47ZM46 62V63H47ZM77 62V61H76ZM82 62H84V61H82ZM99 62H101V63H99ZM104 64H103V63ZM111 62H113V63H111ZM151 62V63H150ZM158 62V60L157 61H155V62H153V65H154V63H155V65H154V67L156 66V63ZM162 62H164V63H162ZM170 62V63H169ZM193 62H194V60H193ZM195 62V63H196ZM5 63V64H4ZM30 63H31V65H30ZM58 63V62H57ZM94 63H96V64H94ZM111 63V64H110ZM115 63H116V66H114L115 65ZM176 63V64H175ZM194 63V64H195ZM205 63L207 64V65H205ZM2 64H4V65H2ZM15 64H17V65H15ZM20 64H23L24 65V67H22V65H20ZM28 64H29V66H28ZM34 64V65H33ZM49 64V63H48ZM100 64H101V66H100ZM117 64H118V66H117ZM146 64H147V66H146ZM10 65V66H9ZM20 65V66H19ZM84 65V66H83ZM92 65V66H91ZM94 65V66H93ZM109 65H110V67L111 66H113L112 68H110L109 67ZM123 68H117V67H120V66ZM127 65V66H126ZM130 65V67H128ZM150 65H151V67H150ZM205 65V66H204ZM14 68H13V67ZM26 66L28 67V68H26ZM32 66H33V68L35 69V67H38L39 69H40V71L42 72L43 70H45L46 69V67H48L49 69V71H48V73H50V74H48V75H50L51 76V78H50V76L48 77L47 76V74H46V76L49 78V79H51V80H49V84H47V81H48V78L46 77V76H44L43 77V75H44V73L42 72H40V74H43L42 75V77L45 79V81H43L42 79H40L39 78V76H40V74H39V72H38V70L36 71V69H35V71L39 74V76H37V78L35 77L36 76V72H35V76L34 77H32V79H30L31 78V75L33 74V73H31V72H29V69H31L32 68ZM91 66V67H90ZM125 66V67H124ZM171 66H170V69H171ZM175 66H174V68H175ZM196 66H198V67H196ZM2 67V68H1ZM17 67V68H16ZM115 67V68H114ZM148 67V68H147ZM178 67H179V65H178ZM177 66H176V69L178 68ZM6 68V70H4ZM13 70H12V69ZM21 68H22V70H21ZM37 68V69H38ZM76 68V69H75ZM83 68V69H82ZM144 68V69H143ZM149 68H151V69H149ZM197 68H198V70H197ZM11 69V70H10ZM33 69V70H34ZM124 71H122V70ZM192 69H190V70H192ZM199 69H200V71H199ZM2 70V71H1ZM8 70V71H7ZM58 70V71H57ZM82 70V71H81ZM119 70V71H118ZM127 70V71H126ZM168 71L169 73H167L166 71ZM171 70H173V69H171ZM178 70V69H177ZM203 70V71H202ZM14 73H12V72ZM26 73H25V72ZM157 71H158V74L159 73H161L162 71L161 70H158L157 69ZM159 71H161V72H159ZM189 71V70H188ZM4 72V73H3ZM20 72H22V73H25V74H21L20 75ZM34 72V71H33ZM46 72H47V69H46ZM60 72H62L63 74H64V76H62V73L60 74ZM119 72V73H118ZM173 72V73H174ZM10 73V74H9ZM30 73V74H29ZM116 74V75H113V74ZM127 73V74H126ZM175 73V74H176ZM196 73H199V74H196ZM55 74V75H54ZM110 74L112 75V76H110ZM123 74V75H122ZM171 74V73H170ZM188 74V73H187ZM186 74V75H187ZM11 75H13V76H11ZM53 75V76H52ZM59 75H61L62 76V79H63V77L65 78V81H67V82H69V83H67V82H64V84L63 85H65V87H63V86H61V83H58V82H62L61 81V76H59ZM118 75H119V77H118ZM124 75H126L125 76V78H124ZM189 75V74H188ZM193 75H195L194 77H193ZM196 75H199V77L198 76H196ZM9 76H10V78H9ZM15 76V77H14ZM33 76V75H32ZM13 77H14V79H13ZM59 78L60 77V81L59 80H57V82H52V80H54V81H56V79L57 78ZM113 77V78H112ZM121 77V78H120ZM179 77V78H178ZM185 79H184V78ZM200 77H201V79H200ZM205 77V78H204ZM22 78V79H21ZM25 78V79H24ZM28 78V79H27ZM41 80V82H40V80ZM47 78V79H46ZM169 78V79H168ZM192 78H195V79H192ZM204 80H203V79ZM7 79H9V80H7ZM11 79V80H10ZM24 79V80H23ZM38 79V80H37ZM121 81H120V80ZM168 79V80H167ZM206 79V80H205ZM5 80V81H4ZM19 80H20V82L22 81V83L20 84V82H19ZM47 80V81H46ZM70 80V81H69ZM72 80L74 81V83L76 84V86H75V84L72 82ZM109 80V81H108ZM119 80V81H118ZM209 80V81H208ZM9 81V82H8ZM25 81L26 82H28L27 84L29 85H27V84H25ZM34 81H35V83H34ZM36 81H38V83H36ZM189 81V80H188ZM195 81V83H193ZM197 81H199V82H197ZM200 81H201V84H200ZM205 81V82H204ZM11 82V83H10ZM14 82V83H13ZM33 82V83H32ZM43 82H45L44 84L46 85H43ZM51 82V83H50ZM109 82V83H108ZM116 82V83H115ZM128 82V83H127ZM138 82H140V83H138ZM206 82H207V84H206ZM30 83V84H29ZM39 83H41L42 84V86H44V87H42V86H40V84ZM54 84L55 83V85L54 86H56V83H58L57 84V86H61L62 87V89H61V87L58 89V91L55 93H53V95H51L52 93H50L51 91H53V90H51V91H47L46 89H48V90H50L49 89V85L50 84ZM88 83L90 84V85H88ZM97 83V84H96ZM111 83H113V85L111 84ZM133 83H137V84H133ZM143 83V84H142ZM202 83H205V85L203 86V84ZM2 84H4V86L2 85ZM9 84V85H8ZM15 84V85H14ZM25 84V85H24ZM73 84V85H72ZM92 84V85H91ZM109 84V85H108ZM117 84H118V87H117ZM132 84H133V87H132ZM145 84V85H144ZM185 84H188V85H185ZM1 85H2V87H1ZM11 85V86H10ZM49 87H48V86ZM70 85V86H69ZM93 85H95L94 87L96 88V90H97V92H96V94L92 91V90H90V88L92 89L93 88ZM139 85V86H138ZM141 85V86H140ZM194 85H197V86H194ZM199 85V86H198ZM6 86V87H5ZM20 86V87H19ZM25 86V87H24ZM54 86H52V87H50L51 89H55L56 90V87H54ZM72 86V87H71ZM74 86V87H73ZM87 86H89V87H87ZM114 86H116V87H114ZM129 86V87H128ZM143 86V87H142ZM190 86V87H189ZM201 86V87H200ZM4 87V90L2 89ZM13 87V88H12ZM17 87V88H16ZM24 87V88H23ZM29 87H31V88H29ZM43 89V88H45V90L48 92V94H49V96H47V94L46 95H44V93L42 92V91H45V90H42L41 88ZM70 87V88H69ZM85 87V88H84ZM126 87V88H125ZM137 89H136V88ZM139 87V88H138ZM203 87V88H202ZM65 88V89H64ZM69 88V89H68ZM99 88V89H98ZM116 90H115V89ZM134 88V89H133ZM141 88V89H140ZM198 88V89H197ZM201 88V89H200ZM9 89H11V90H13V91H11V90H9ZM40 89V90H39ZM60 89L61 90H63V91H60ZM81 89H83V90H85V92L83 91V90H81V92L78 94V95H76V98L75 97H73V95H74V92H79ZM124 89L126 90L125 92H124ZM143 89H146V90H143ZM191 89V90H190ZM195 89V90H194ZM203 89V90H202ZM206 89V90H205ZM20 90V91H19ZM42 90V91H41ZM79 90V91H78ZM88 90H89V92H88ZM95 90V89H94ZM112 90H115V92L114 91H112ZM118 90H119V93H118ZM122 92H121V91ZM205 90V91H204ZM5 91V92H4ZM11 91V93H9ZM33 91V92H32ZM34 91H35V93H34ZM74 91V92H73ZM90 91H91V93H93V94H95V95H91L90 96ZM128 91V92H127ZM139 91V92H138ZM188 91V92H187ZM191 91L195 94H193V93H191ZM195 91V92H194ZM198 91H199V94H198ZM13 92H14V95H12L13 94ZM34 95H32L31 93ZM46 92V93H47ZM76 92V93H77ZM121 92V93H120ZM136 92H137V94H136ZM170 92V93H169ZM175 92V93H174ZM178 92V93H177ZM187 92V93H186ZM206 92V93H205ZM72 93H73V95H72ZM115 93H116V95H115ZM142 93V94H141ZM165 93H168V94H170V96L168 95V94H165ZM8 94V95H7ZM36 94H38V96L36 95ZM40 94H42V96L40 95ZM83 94V95H82ZM86 94V96H84ZM120 94V95H119ZM128 96H127V95ZM132 94H135V95H132ZM163 94H165V99H164V95ZM173 94H175V95H173ZM189 94V97H190V100L192 101H190L189 100V98H188V95ZM202 96H201V95ZM7 95V96H6ZM30 95H32V96H30ZM40 95V96H39ZM74 95V96H75ZM82 95V96H81ZM88 95H89V97H88ZM97 95V96H96ZM100 95V96H99ZM111 95H113V96H111ZM117 95H118V97H117ZM151 95V96H150ZM168 95V96H167ZM187 97H186V96ZM193 95H194V97H193ZM201 97H200V96ZM261 96V98H259L258 96ZM3 96H4V98H3ZM22 96H24V97H22ZM25 96H27L26 97V100H25ZM37 96V97H36ZM72 96V97H71ZM79 97V100H77L78 99V97ZM85 98H84V97ZM93 96V97H92ZM132 96H133V98H132ZM137 98H136V97ZM142 96V97H143ZM197 96V97H196ZM254 96H255V101H256V103H255V101H253L254 100ZM2 97V98H1ZM13 97H14V99H13ZM29 97V98H28ZM35 97H36V99H35ZM41 97V98H40ZM58 97V98H57ZM81 97H82V99H81ZM86 97H88V98H86ZM107 97H109L108 99H107ZM119 97H120V99H119ZM135 97V98H134ZM143 97V98H144ZM148 97V98H149ZM167 97V98H166ZM170 97V98H169ZM181 97V98H180ZM193 97V98H192ZM207 97V98H206ZM23 98V99H22ZM32 98H34V99H32ZM50 98V99H49ZM51 98H53V99H51ZM74 100H73V99ZM113 98V99H112ZM119 100H118V99ZM143 98H142V100H143ZM147 98V99H148ZM169 98V99H168ZM177 98V99H176ZM186 98V99H185ZM194 98H195V100H194ZM204 98V99H203ZM3 99V100H2ZM19 99V100H18ZM20 99H21V101H20ZM28 99H29V101L30 102H28ZM41 99L42 101H39V100ZM55 99H56V101L58 100V102H56L55 101ZM138 99V100H137ZM150 99V98H149ZM152 99V98H151ZM167 99H168V101H167ZM170 99H171V101H173L174 102V99H176V102H175V105H173V103H171V101H170ZM181 99H182V106H180L179 105V103H181ZM200 99H202V100H200ZM258 99V100H257ZM8 100H9V102H8ZM17 100V101H16ZM24 100V101H23ZM50 100H52L53 102H54V104H52V101H50ZM109 100V101H108ZM141 100V101H142ZM144 100H146V99H144ZM184 100V101H183ZM186 100V101H185ZM189 100V101H188ZM198 100V101H197ZM205 100V101H204ZM207 100V101H206ZM248 100H249V102H248ZM36 101V102H35ZM114 101V103L113 104H115L116 102ZM121 101V100H120ZM132 101V102H131ZM161 101V100H160ZM196 101V102H195ZM219 101V102H218ZM14 104H13V103ZM21 102V103H20ZM123 102V101H122ZM135 102V103H136ZM139 102H138V104H139ZM185 102H187V103H185ZM190 102V103H189ZM205 102V103H204ZM210 102V103H209ZM243 102V103H242ZM247 102V103H246ZM251 102V103H250ZM255 104H254V103ZM24 103H26L27 105H25ZM31 103L33 104V105H31ZM111 103V102H110ZM118 103H120V102H118ZM132 103V104H131ZM143 102H141L140 104H142ZM196 103H198V104H196ZM209 103V104H208ZM220 103V104H222V105H218V104ZM250 103V104H249ZM23 104V106H21V105ZM103 104V105H102ZM112 104V105H113ZM117 104V103H116ZM210 104H211V106H210ZM229 104H230V106H229ZM233 104V105H232ZM237 104L243 109H241L239 106H237ZM247 104H249V105H247ZM259 104V105H258ZM13 105V106H12ZM20 105V106H19ZM111 105V104H110ZM129 105H128V108H129ZM136 105V104H135ZM135 105H134V108H132L131 109V111H130V108H129V112H132V110H134L135 109ZM185 105V106H186ZM225 105H227V107H231L230 109H231V111H230V113H228L229 112V110H227V113H226V110H223V109H226V106ZM245 105V106H244ZM253 105V106H252ZM258 105V106H257ZM4 106V107H3ZM7 106H9V108L7 107ZM184 106V107H185ZM187 106H189V105H187ZM186 106V107H187ZM196 106V107H195ZM202 106V107H201ZM205 106V107H204ZM214 106H216V107H214ZM220 107V109H219V107ZM221 106L223 107L224 106V108L222 109L221 108ZM232 106H236V107H234V108H236V109H233L232 110ZM242 106H244V107H242ZM248 108H247V107ZM12 109H11V108ZM17 107H19V108H17ZM100 107H101V109H100ZM108 108H110V110H111V107H109V106H107ZM140 107V106H139ZM144 106L142 105V108H143ZM174 107H176V108H174ZM199 107V108H198ZM211 107H212V109L215 111V112H213L214 113V115L212 114V116H213V118H212V116L210 115L211 114V112H209V114H207L206 115V113H208V111H210V110H212L211 109ZM106 107H104V109H105ZM136 108H138V106L136 105ZM142 108H138V109H140V110H137V112H133V115L134 116H136V115H138L139 114V112L141 111V109ZM174 108V109H173ZM192 108H193V111H192ZM196 108V109H195ZM205 108L206 109H208V110H205ZM13 109H15V110H13ZM20 109V110H19ZM30 109V110H29ZM38 109H39V112H37L38 114L40 113V112H42V111H45V110H49L50 112H49V114L50 115H48V117L49 118H51V117H53V118H51L50 120H51V122H49V123H47L48 121H50V120H48L47 121V118L48 117H45L47 114L45 113V114H43V112H42V114L40 113V115H42V116H44V118L42 117H40V115H39V117H40V119H34L35 117H37L38 116V114L36 115V111H38ZM190 109V110H189ZM204 109V113H205V115H203V110ZM216 109V110H215ZM221 109H222V111H221ZM239 109H240V111H239ZM245 109H248V110H246L245 111ZM250 109V110H249ZM252 109V110H251ZM256 109V110H255ZM260 109V111H258ZM106 110V109H105ZM202 112H201V111ZM218 110V111H217ZM253 110H255L254 112H253ZM14 112V111H16V112H14V113H11V112ZM33 111H35V114H34V112ZM55 111V112H54ZM102 111V110H101ZM195 111H198V112H196L195 113ZM207 111V112H206ZM240 113L239 115L236 113ZM247 113V111H248V113L250 112V114H246L245 112ZM258 111V112H257ZM263 111V112H262ZM9 114H8V113ZM29 112V113H28ZM46 112H48V111H46ZM83 112V113H82ZM85 112H86V114H85ZM90 112H91V114H90ZM104 112H106V111H104L103 110V113L102 114H105ZM108 112H110L109 110H107V112L106 113H108ZM128 112V113H129ZM170 112V113H169ZM216 112H218V113H216ZM223 112H224V114H223ZM231 112H233L236 116H237V118H236V116L235 115H232V113ZM3 113V114H2ZM5 113V114H4ZM52 113H56L55 115H52ZM94 113H97L98 114V116L96 115V114H94ZM135 113H136V115H135ZM138 113V114H137ZM141 113V112H140ZM185 114H186V112H184ZM197 113H202V114H197ZM216 113V114H215ZM220 113H222L223 115H221ZM245 113V114H244ZM3 116H2V115ZM12 114H14L13 116H15V117H13L12 116ZM75 114H76V117H75ZM81 114H82V116H81ZM85 114V115H84ZM89 114V115H88ZM92 114H93V116H92ZM185 114H183V115H185ZM194 114V115H193ZM255 114V116H257V118L255 117H253V115ZM263 114V115H262ZM17 115V116H16ZM30 115L32 116V115H34L35 117H32V119H34L33 121L32 120H29L30 119ZM73 115V116H72ZM91 115V116H90ZM129 115H132V114H130L129 113ZM132 115V116H133ZM171 115H174V116H176V117H174V116H171ZM216 115V116H215ZM226 115V116H225ZM230 117H229V116ZM243 116V118H242V116ZM6 116V117H5ZM56 118H55V117ZM69 116H71L72 118H70ZM81 116V117H80ZM97 116V117H96ZM100 116V117H99ZM158 116V117H157ZM161 116V115H160ZM167 116H169L170 118H175L177 121H178V123H176L175 122V119L173 120V119H171V122H169V117H167ZM185 116H187L188 117V115L186 114ZM195 116V117H194ZM197 116V117H196ZM202 118V117H204L205 116V118H203V120L200 118V117ZM223 118H222V117ZM231 116H233V117H231ZM241 116V117H240ZM8 117V118H7ZM38 117V118H39ZM79 117V118H78ZM86 117V118H85ZM99 117V118H98ZM165 117H167V118H165ZM180 117V116H179ZM199 117V118H198ZM212 119H211V118ZM254 118V119H252L251 120V118ZM3 118V119H2ZM11 118H12V120H11ZM26 118H28V119H26ZM45 118H46V123L45 124H49L50 125V123H51V126H52V123L53 124H57V126H56V124L55 125H53L52 127H54L55 128V126L57 127V128H63V127H60V125H59V123L61 124V121L64 119L65 121H67V119L69 118V120L68 121H70L71 122V120L72 121H76V122H79L80 121V123H75L74 125H75V128H76V130H78L80 127H79V125L81 124V121H82V125H81V127L83 126L84 127V125L83 124H86V125H89V126H87V128L89 129H87L86 128V131H87V133H84L85 135H83V136H80L81 134L79 133V131H78V134H80V135H77V131L76 132H74L75 131V128L73 129L72 128V130H74V131H70L69 133H71V135L73 134V136L71 137V139H69L70 137H69V135L70 134H68V136H67V139H66V137L64 136L63 137V135H62V137L61 138H59V140H50L51 142H48V145H46V143H45V145L46 146H48V148H46L45 146H44V143H42V145H43V147L41 146V145H38V146H35L33 149H31V146H29V144L27 145V137L26 138H24L25 137V135L24 134H26V131L28 130L25 126H27L28 127V125L30 124H28V125H25V124H27L29 121L31 122H36V121H39V120H42V119H44L45 120ZM157 118H159L160 120L158 121V119ZM230 118V119H229ZM236 118V119H235ZM263 118V119H262ZM6 119V120H5ZM8 119V120H7ZM18 119V120H17ZM22 119V120H21ZM81 119V120H80ZM102 119V118H101ZM103 119H105V117L103 116ZM161 119H165L164 121L163 120H161ZM187 119V118H186ZM187 119V120H188ZM199 119H201V120H199ZM2 120H5V122L4 121H2ZM17 120V121H16ZM26 120H29V121H27L26 122ZM43 120V121H44ZM56 120H58L59 122L57 123L56 122ZM83 120H84V122H83ZM189 120V121H190ZM197 120H195L194 122L196 123V121ZM9 123H8V122ZM20 121L22 122H24V125H23V123H21V125L22 126H24V127H22L23 129V131H25V128L27 129L25 132H19V131H21V130H19L18 132H19V134L18 133H16L17 134V138H19L18 137V135L19 136H21V135H23V138L25 139V140H23V139H21V140H19V139H17V141H18V143H22V145H23V141H25L26 143H25V146H29V148L33 151L34 149V151H36L37 153H39L40 151L42 152V155H41V153L39 154V157H41L40 159H39V157L37 158V160L39 159V164H36L37 162H35L36 161V158H35V161L33 160L34 158V155L33 156H30V155H32V154H30L32 151H30V149L29 148H27V147H25V146H23V147H21L20 149H18V150H13V152L10 154L8 151H10V148H11V151H12V147H15V146H12V145H15V143L13 142V141H15V139H16V135H15V132H17V124L19 123V125H20ZM68 121L67 122H62L64 125H65V127L64 128H66L67 127V129H65L66 130V135H67V133H68V131L67 130H70L69 128H71V126L69 127V123H68ZM87 121V122H86ZM103 121V120H102ZM105 121H106V123H105ZM185 121V120H184ZM188 121V122H189ZM243 121H241V123H239V124H242V123H244ZM18 122V123H17ZM140 122H142V123H140ZM13 123V124H12ZM14 123H16V124H14ZM99 123V122H98ZM151 123H153V125L155 124V125H158V124H160V125H158V126H160L159 128H160V132H159V130H157V126H155L154 125V127L156 128H154L153 127V125H152V127H150L151 125ZM166 123V124H165ZM168 123H170V124H168ZM171 123H173V124H171ZM186 123H187V121H186ZM218 123V122H217ZM220 123V122H219ZM222 123H223V121H222ZM253 123H255V122H253ZM264 123V122H263ZM3 124V125H2ZM71 124V123H70ZM73 124V123H72ZM71 124V125H72ZM91 124H96V126H97V128H99L100 130L98 131L97 130V132H96V135H97V133L99 132L100 134H101V136H100V134H99V138H98V140H97V136H95V131H96V129H95V127L96 126H94V125H91ZM185 125V122L184 123H182V125ZM189 124H190V122L187 124L188 126H189ZM194 124V123H193ZM8 127H7V126ZM10 125V126H9ZM16 125V126H15ZM58 125H59V127H58ZM63 125V126H64ZM90 125H91V127L92 126H94V128L92 127V128H90ZM167 127H166V126ZM170 125V126H169ZM175 125V126H174ZM179 125V126H178ZM181 125V126H182ZM260 125H264V124H260ZM15 128V129H17L16 131L14 130L13 131V127ZM46 126H48V125H46ZM73 126V125H72ZM77 126V127H76ZM140 126H143V125H140ZM171 126H173V127H171ZM7 127V128H6ZM50 126H48V128H49ZM74 127V126H73ZM79 127V128H78ZM82 127V128H83ZM86 127V126H85ZM144 127V126H143ZM165 127V128H164ZM7 129L6 131L5 130H1V129ZM9 128V129H8ZM47 128V129H48ZM64 128H63V132H65V130H64ZM82 128H80V130L82 129ZM154 129L153 131L154 132H152L151 130H149V129ZM158 128V129H159ZM162 128H164L165 129V131H170L169 133L170 134H166V133H168V132H162L161 133V131H164V130H162ZM20 129V128H19ZM51 129H53V128H50V129H48V130H50L51 131ZM83 129H85V128H83ZM83 129H82V132H83ZM90 129H92L91 131H90ZM144 129V130H145ZM167 129V130H166ZM8 130H9V132H8ZM12 130V131H11ZM93 130H95V131H93ZM155 130H157L156 131V133H155ZM5 131V132H4ZM88 131H90V132H88ZM93 131V132H92ZM147 131V130H146ZM12 132V133H11ZM76 133V134H74V133ZM85 132V131H84ZM153 134H152V133ZM231 133H229L228 134V138H230V139H228L229 141L230 140H234V138H235V140L236 139H238V138H240V134L238 133L237 134V132H234L233 133V131H230ZM3 133H6V134H3ZM20 133H22V134H20ZM89 133V134H88ZM174 133V134H173ZM183 133V134H182ZM186 133V134H185ZM3 134V135H2ZM10 134H12V135H10ZM65 134V133H64ZM92 134V135H91ZM232 134V135H231ZM238 136H237V135ZM87 135V139L86 140H84V138H85V136ZM91 135V136H90ZM166 135H168V137L166 136ZM170 135H172V136H170ZM230 135V136H229ZM236 135V136H235ZM53 136V135H52ZM57 136H59L60 137V134L59 135H56V137ZM94 136H95V138H94ZM170 136V137H169ZM175 136H177V137H175ZM235 136V137H234ZM10 137H11V139H10ZM54 137H55V135H54ZM54 137H52V138H54ZM55 137V139H57ZM232 137V138H231ZM262 137L264 138V135H262ZM22 138V137H21ZM65 138V139H64ZM76 138V137H75ZM90 138V140H88ZM94 138V140H92ZM115 138V139H114ZM114 138H110V141H113L112 139H114V141H116V139L118 140V139H120L121 137L119 136L118 138H116V136H114ZM167 138V139H166ZM176 140H175V139ZM14 139V140H13ZM61 139H63V140H61ZM145 139V137H144V140H146ZM148 139H150V140H148ZM153 139H155V140H153ZM162 139H163V141H162ZM174 139V140H173ZM183 139H184V141H183ZM11 141V143H10V141ZM47 140V139H46ZM48 140H49V138H48ZM68 140H70V141H68ZM74 140H76V141H74ZM88 140V141H87ZM164 140H167V142H165ZM171 140H173V141H175L176 142V145H175V142H171ZM180 140V141H179ZM9 141V142H8ZM56 141V142H55ZM60 141V142H59ZM68 142V143H65V142ZM85 141V142H84ZM94 141H96V143H97V141H98V144H96L95 145V142ZM160 141H162L161 143H159ZM178 141V142H177ZM183 141V142H182ZM16 142V141H15ZM47 142V141H46ZM52 142H55L54 143V145H51V143ZM90 142V143H89ZM93 142H94V145H93ZM100 142V143H99ZM17 143V142H16ZM18 143H17V145H18ZM86 143H87V146H86ZM131 142L130 141H128V144H130ZM173 143H174V145H173ZM171 146H169V145ZM11 145V146H10ZM16 145V146H17ZM22 145H20V146H22ZM57 145V146H56ZM65 145V146H64ZM99 145V146H98ZM163 145V146H162ZM165 145H167V147H165ZM2 146L4 147V148H2ZM6 146V147H5ZM20 146H17V147H20ZM51 146V147H50ZM89 146V147H88ZM93 146V147H92ZM94 146H96V147H94ZM102 146H103V148H102ZM160 146V147H159ZM8 147H9V149H8ZM16 147V148H17ZM33 147V146H32ZM37 147V148H36ZM40 147V148H39ZM59 147V148H58ZM67 147V148H66ZM87 147H88V149H87ZM170 147V150H171V148H173V150H171L170 152H169V149L167 150L166 148H169ZM25 148H27V149H25ZM39 148V150L37 151V149ZM63 148V149H62ZM14 149V148H13ZM23 149V150H22ZM24 149L26 150L25 152H27V150L29 149V151H28V153H26V154H29L28 156L24 153ZM52 149V150H51ZM22 150V153H24L23 155L24 156H22L21 157V155H19L18 156V158H17V153H18V151L20 152ZM47 150H50V153L53 151V155H50V153H49V151H48V153H45V152H47ZM57 152H56V151ZM90 152L89 154H88V151ZM93 150V151H92ZM163 150V151H162ZM8 152V153H6V155H4V156H2V154L3 153H5V152ZM10 151V152H11ZM16 151H17V153H16ZM60 151V152H59ZM97 151L99 152V153H97ZM152 151V154L150 153ZM130 152V148H129V150H128V153ZM43 153H44V155H43ZM82 155H81V154ZM161 153H162V155H161ZM10 154V155H9ZM21 154V153H20ZM33 154H35V152L33 153ZM46 154H49V155H47L46 157V160H48L49 159V161H48V163L45 161V160H42V157L44 156V158H45V155ZM61 154H62V156H61ZM91 154V155H90ZM96 154H100L99 156L98 155H96ZM157 154V155H156ZM38 155V154H37ZM41 155V156H40ZM83 157H81V156ZM128 155H130V154H128ZM141 155V156H140ZM49 156V157H48ZM55 156V157H54ZM65 156V157H64ZM80 158H79V157ZM96 156V157H95ZM139 156V157H138ZM151 156V157H150ZM171 156V155H170ZM7 157H5V158H7ZM20 157V158H19ZM28 157H30L29 159H28ZM32 157V158H31ZM35 157H37V156H35ZM54 157V158H53ZM61 157V158H60ZM88 157H90V159L88 158ZM10 158V157H9ZM26 158H27V161H26ZM53 158V159H52ZM97 158V159H98ZM20 160V161H18V160ZM24 161H22V160ZM31 159V160H30ZM52 159V160H51ZM84 159H88V160H84ZM1 160V159H0ZM78 160H84V162L82 161V162H78ZM135 160V161H134ZM145 160V161H144ZM150 160V161H149ZM153 160V161H152ZM155 160H157V162H155ZM6 161V162H7ZM23 163H22V162ZM29 161H30V163H29ZM32 161V162H31ZM70 161V160H69ZM77 161V162H76ZM143 161L144 162H148L149 164L150 163H154V164H150V166H149V164L148 165H145L144 163H143ZM5 161H3V163H6ZM26 162H27V165H26ZM33 162H35V163H33ZM41 162V163H40ZM43 162H46L44 165H42L43 164ZM73 162V163H72ZM132 162V163H131ZM146 162V163H147ZM25 163V164H24ZM75 163H77V164H75ZM136 163V164H135ZM24 164V165H23ZM46 164H48V166L46 165ZM54 164V163H53ZM63 164H65V163H63ZM75 164V166L73 167L72 166V170H71V165H74ZM32 165H34V167H32ZM36 165V166H35ZM40 165V167H38ZM42 165V166H41ZM59 165V166H58ZM139 165H141V166H139ZM6 166H4V167H6ZM12 165L10 166V167H13ZM17 166V167H18ZM63 166V165H62ZM142 166H143V168H142ZM144 166H146V167H144ZM9 166L7 167V171H5V172H10V171H13V169H14V167H13V169L12 170H10L11 168H10ZM31 167V168H30ZM140 167V168H139ZM1 168V167H0ZM8 168H10L9 170H8ZM27 168V169H26ZM34 168V169H33ZM63 168H64V170H66V169H68L69 171H67V173L63 170ZM96 168H97V170H96ZM147 168V169H146ZM23 169V170H22ZM25 169V170H24ZM31 170V172H30V170ZM75 169V170H74ZM95 169V170H94ZM135 169V170H134ZM138 169V170H137ZM140 169V170H139ZM4 171V170H6V169H4L3 168V166H2V168H1V170H0V172L1 171ZM70 170H71V172H70ZM75 171V173L74 172H72V171ZM102 170V171H101ZM108 170H109V173H110V171L112 172V173H110L109 175H108ZM116 170V171H115ZM128 170V171H127ZM143 170V171H142ZM151 170H149V171H151ZM26 171H27V173H26ZM59 171H60V174H59ZM66 173V175L68 174V172H69V174H70V177H69V174L65 177L64 176V173ZM93 171V172H92ZM96 171V172H95ZM134 171V172H133ZM139 171V172H138ZM30 172V173H29ZM54 172V173H53ZM87 172H90V174L88 173V174H85V173H87ZM95 172V173H94ZM122 172V173H121ZM125 172H126V174H125ZM135 172H136V174L137 173H140V174H135ZM142 172V173H141ZM144 172V173H143ZM18 173H20V172H18ZM53 173V174H52ZM102 173V174H101ZM117 173V174H116ZM149 173V172H148ZM5 174V173H4ZM46 174H47V176H49V177H46ZM62 174V175H61ZM81 174V173H80ZM100 174V175H99ZM109 176H107V175ZM121 174H123V175H125L126 177H124L123 175L121 176ZM129 174H131V175H129ZM0 175L2 176L3 174L2 173H0ZM22 175V174H21ZM60 175H61V177H60ZM87 175V176H86ZM94 175V176H93ZM115 175H116V177H115ZM130 176V178H129V176ZM140 175V176H139ZM1 176H0V178H1ZM64 176V177H63ZM91 176H92V178H91ZM105 177V178H103V177ZM118 176V177H117ZM128 176V177H127ZM121 177V178H120ZM169 177V176H168ZM27 178V177H26ZM25 178V179H26ZM89 178V179H88ZM99 178H102V180L101 179H99ZM110 178H113V179H110ZM123 178V179H122ZM140 178L138 179V182H140V184H142L140 187H142L143 188V186L145 187V182H146V180L145 181H142L143 180V178L141 179V181H139L140 180ZM28 179V178H27ZM79 179H81V180H79ZM84 179V180H83ZM115 179V180H114ZM120 179L121 180H123L122 182H123V184H122V182H120ZM130 179V180H129ZM132 179V180H131ZM145 179V178H144ZM164 179H167L166 178V176H164ZM92 180V181H91ZM97 180V181H96ZM105 180V181H104ZM137 180V179H136ZM38 181V182H37ZM44 181V182H43ZM49 181V182H48ZM79 181H82V182H79ZM89 181H91V182H89ZM97 183H96V182ZM113 181V182H112ZM114 181H115V183H114ZM119 181V182H118ZM131 181V182H130ZM30 182V181H29ZM51 182V183H50ZM86 182H88V183H86ZM106 182H108L107 184H106ZM118 182V183H117ZM136 183L135 182V184L134 185H136V184H138V187H139V183ZM142 182H144V185H143V183ZM168 182H170V181H167V180H163V181H160V182H153V184H155L156 186H158L160 183L162 184H160V187L162 186H164L163 187V189H162V191L164 192V194L165 195H169V193H168V190H169V188L167 189V184L166 183H168ZM85 183V184H84ZM113 183V184H112ZM159 183V184H158ZM35 184H36V186H35ZM95 184V185H94ZM100 184V187H98V185ZM102 184V185H101ZM109 184H110V186H109ZM169 184H171V183H168V185ZM38 185V186H37ZM50 185V186H49ZM54 185V184H53ZM52 185V186H53ZM90 187H89V186ZM97 185V186H96ZM104 185V186H103ZM112 185H114L115 187H113ZM152 185V184H151ZM49 186V187H48ZM80 186H81V188H80ZM84 186V187H83ZM86 186V187H85ZM91 186H92V188H91ZM94 186V187H93ZM107 186L109 187V189H106L107 188ZM117 186V187H116ZM171 186V185H170ZM32 187V188H31ZM34 187V188H33ZM38 187V188H37ZM45 187V188H46ZM75 187V188H74ZM161 187V188H162ZM24 188V187H23ZM70 188V189H69ZM89 189V190H87V189ZM99 188V189H98ZM103 188V189H102ZM118 188V189H117ZM121 188H123V189H121ZM35 189V190H34ZM40 189V190H39ZM43 189V190H42ZM66 189V190H65ZM79 189V190H78ZM84 189V190H83ZM94 189V190H93ZM114 189V190H113ZM117 189V190H116ZM127 189V194L126 193H124L125 192V190ZM85 190L87 191V192H85ZM92 192H91V191ZM108 190V191H107ZM167 190V191H166ZM30 191V192H29ZM57 191V192H56ZM73 191H75L74 193H73ZM77 191V192H76ZM80 191V192H79ZM82 191H84V192H82ZM89 191L92 193H89ZM103 192V193H101V194H99L100 192ZM112 191H114V192H112ZM121 191V192H120ZM122 191H123V193L126 195V197L128 196V198H129V200L131 201H128V198H126L125 196V198L127 199H125L122 195ZM161 191V193H162V195H163V192ZM29 192V193H28ZM35 192V193H36ZM61 192V193H60ZM69 192V193H68ZM107 192V193H106ZM120 193V194H118V193ZM46 193H47V195H46ZM85 193V194H84ZM87 193H88V195H87ZM95 193V194H94ZM109 193H111V194H109ZM113 193V194H112ZM117 195H116V194ZM135 193H136V195H135ZM66 194V195H65ZM70 194V195H69ZM72 194V195H71ZM81 194H82V196H81ZM56 195V196H55ZM59 195V196H58ZM69 195V196H68ZM85 195V196H84ZM92 195V196H91ZM93 195H97L96 197H94ZM108 197H107V196ZM120 195V197L119 198H121V199H117L116 200V198H118V196ZM161 194H160V196H162ZM164 195V196H165ZM49 196V197H48ZM52 196V197H51ZM63 196V197H62ZM66 196V197H65ZM72 196V197H71ZM78 196V197H77ZM124 198H122V197ZM159 196V197H160ZM15 197H16V199H15ZM26 197V196H25ZM24 197V198H25ZM69 197H71V198H69ZM92 197H94L95 198V200L98 202H96L95 200H93L92 201V199H94V198H92ZM114 197H115V200H114ZM45 198V199H44ZM63 198V199H62ZM69 198V199H68ZM76 198V199H75ZM90 199V201L88 200V199ZM92 198V199H91ZM98 198V199H97ZM105 198H106V200H105ZM109 198V200H107ZM9 199H11L10 200V202L11 203H9ZM17 199H21L20 201H18ZM49 199V200H48ZM52 199H54V200H52ZM56 199V200H55ZM75 199V200H74ZM102 200V201H100L99 202V200ZM104 199V200H103ZM141 199V198H140ZM52 200V201H51ZM59 200V201H58ZM61 200V201H60ZM65 200V201H64ZM71 200H73V201H71ZM120 200H122V201H120ZM48 201V202H47ZM77 201H78V203H77ZM107 201V202H106ZM116 201H118V202H116ZM123 201H128V202H125V204H127V203H129V204H131L132 203V206L133 207H136V205H137V207H136V210L135 211H133V212H135V213H133V215H132V212H131V208L132 209H134L132 206H129V204H127V207H126V205H125V207L126 208H124V210L122 209V207H121V211L120 210H117V211H115V214L114 215H112L111 217H114V219H115V215H116V220H114L113 218H112V220H113V222H111L112 220H111V217L110 218H108V219H105V220H107V222L109 221V219L111 220L109 223H110V225H109V223H107L106 224V222L105 221H103V223L100 225V223H99V225L94 221L95 219L97 220L98 218H96L97 217V215L98 216H100V214L102 213V210L104 211H106V209L107 208H109L110 209V206H111V208H114V206L116 205V206H118V203L120 204V202H122L120 205H119V207L121 206V205H123ZM133 201V202H132ZM137 201H138V203H140V204H138L137 203ZM139 201H141V202H139ZM16 202V203H15ZM47 202V203H46ZM64 202H66V203H64ZM68 202V203H67ZM76 202V203H75ZM94 202L96 203L95 205H94ZM103 204H102V203ZM111 202H112V204H111ZM145 204H143V203ZM12 203H14V205L12 204ZM45 203V204H44ZM69 203H70V205H69ZM75 203V204H74ZM99 203H100V205L101 206H99ZM107 203H109V204H107ZM115 203V204H114ZM136 203V204H135ZM141 203L143 204V205H141ZM9 204V205H8ZM34 204H36V205H34ZM53 204V205H52ZM60 204V205H59ZM62 204H63V206H62ZM67 204V205H66ZM79 204V205H78ZM114 204V205H113ZM135 204V205H134ZM8 205V206H7ZM44 205V206H43ZM82 205V206H81ZM93 205V206H92ZM98 205V206H97ZM139 205H141V206H139ZM38 208H37V207ZM57 206V207H56ZM86 206H87V208H86ZM88 206H92V208L93 209H95V210H93V212L95 211V213H91L92 212V210H90V209H92V208H90V207H88ZM142 206H144V207H142ZM32 207V208H31ZM36 207V209H34ZM42 207V208H41ZM53 207V208H52ZM66 207H67V209H66ZM142 207V208H141ZM10 208V209H11ZM21 208H22V210H21ZM39 208H40V210H39ZM69 208V209H68ZM76 208V209H75ZM78 208V209H77ZM80 208V209H79ZM88 208H90V209H88ZM104 208V209H103ZM117 208V207H116ZM130 208V209H129ZM137 208H138V210H137ZM32 209H34V210H32ZM73 209V210H72ZM84 210V211H82V210ZM98 209V210H97ZM27 210V211H26ZM48 210V211H47ZM54 210V211H53ZM63 210V211H62ZM65 210V211H64ZM69 210V211H68ZM72 210V211H71ZM79 210H81V212H79ZM85 210H86V212H85ZM108 210V209H107ZM125 210H130V212H128L127 213V211L125 212ZM21 211V212H20ZM23 211V212H22ZM25 211V212H24ZM35 211H36V213H35ZM38 211V212H37ZM45 211V212H44ZM58 211V212H57ZM61 211V212H60ZM88 211V212H87ZM91 211V212H90ZM98 211V212H97ZM30 212H32L31 214H30ZM43 214H42V213ZM56 212V213H55ZM60 212V213H59ZM69 212H71V214L69 213ZM73 212V213H72ZM78 212V214L77 215H79V216H77L76 215V213ZM97 212V213H96ZM100 212V213H99ZM125 212V213H124ZM137 212H139L138 214H137ZM24 213V215H22ZM48 213V214H47ZM62 213V214H61ZM65 213H67V214H65ZM90 213V214H89ZM118 213H119V215H118ZM130 213V214H129ZM29 214V215H28ZM40 214V215H39ZM55 214V216H53ZM74 214V215H73ZM84 214V215H83ZM89 214V215H88ZM96 216H95V215ZM144 214V213H143ZM32 215V216H31ZM36 215V216H35ZM46 215H48V216H46ZM67 215V216H66ZM86 215H87V217L88 218H86V219H89V216H94V217H92L94 220L92 221V223L93 222H95V223H93V224H95V226L96 227H93L94 225H92V224H87V222H85L86 224H85V227H86V225H87V227L85 228V227H83V229H81V227L79 226H77L78 224H79V222L81 223V220H84L85 219V217H86ZM118 215V216H117ZM124 215V216H123ZM127 215H129L128 216V219H127ZM132 215V216H131ZM134 215H139L138 216V218L137 217H135ZM13 216V217H12ZM15 216V217H14ZM23 216V217H22ZM28 216V217H27ZM61 216V217H60ZM75 216H77V217H80L81 218V220L78 222L77 220H79V219H76V218H74ZM81 216H83V218L81 217ZM85 216V217H84ZM121 216H123V218L126 220H124L123 218H121V220L123 221H121L119 218L121 217ZM33 217V218H32ZM51 217V218H50ZM57 217H59V218H57ZM64 217V218H63ZM68 217V218H67ZM70 217V218H69ZM71 217H73L72 219H74V220H72V221H74V222H78V223H75V224H72V225H69V228L71 227V229H72V231H68L67 232V230H65L64 229V231L62 230V232H61V230L60 229H62L61 228V226H60V222L62 223H65L66 221L65 220H67V219H71ZM132 218V220L130 219V218ZM14 218V219H13ZM36 218V219H35ZM53 218H55V219H53ZM91 218V219H92ZM134 218H136V220L134 219ZM21 219H23V220H21ZM51 219H52V221H51ZM65 219V220H64ZM76 219V220H75ZM85 219V220H86ZM133 219L135 220V221H133ZM20 220V221H19ZM64 220V221H63ZM133 221L132 223H130L129 221ZM17 221V222H16ZM34 221V222H33ZM69 221V220H68ZM117 221V222H116ZM30 222V223H29ZM50 224H49V223ZM91 222V221H90ZM105 222V223H104ZM137 222L138 221H136V224H137ZM12 223V224H11ZM45 223H46V225H47V223H48V225L46 226L45 225ZM56 223V224H55ZM63 223L61 224V225H63ZM88 223H89V221H88ZM114 223V224H113ZM117 223H118V225H117ZM121 223H123L122 225L123 226H121L120 227V225H121ZM130 223V224H129ZM14 224H15V226H14ZM25 224V225H24ZM4 225H5V228H4ZM10 225V226H9ZM20 225V226H19ZM21 225H23L22 227H21ZM26 225L28 226L27 228H26ZM40 225V226H39ZM38 226L39 227H42L41 226V224H39ZM53 227H52V226ZM103 225V226H102ZM104 225H105V227H104ZM107 225V226H106ZM114 225V226H113ZM118 226V227H116V226ZM126 225V224H125ZM59 226V227H58ZM99 226V227H98ZM108 226H110V228L108 227ZM112 226V227H111ZM129 226H128V228H129ZM133 226H135V223L133 224ZM133 226H130L131 228L133 227ZM74 227H77V229L76 228H74ZM91 227V228H90ZM92 227H93V230L94 231H96V232H93L92 233V231L93 230H91L92 229ZM108 227V228H107ZM114 227H116V228H114ZM22 228V229H21ZM26 228V229H25ZM31 228V227H30ZM29 228V229H30ZM55 228V229H54ZM97 228V229H96ZM104 230H103V229ZM7 229V230H6ZM19 229V230H18ZM28 229V230H29ZM32 229V228H31ZM30 229V230H31ZM54 229V230H53ZM89 229V230H88ZM96 229V230H95ZM106 229V230H105ZM112 229V230H111ZM44 230V229H43ZM41 231V233H45L44 231ZM79 231V232H77V231ZM86 230L88 231V233H89V235H88V233L86 232ZM108 230H111L110 231V233L108 232V234L106 235L105 233H107V231ZM3 231V232H2ZM31 231H34L33 229L31 230ZM39 231V230H38ZM60 231V232H59ZM86 232V234L84 233V232ZM90 231H91V233H90ZM101 231V232H100ZM103 231H105V233H103ZM115 231V232H114ZM13 232V233H12ZM64 232V233H63ZM74 234H73V233ZM77 232V233H76ZM98 232V234H96ZM100 232V233H99ZM114 232V233H113ZM1 233H3V234H1ZM10 233V234H9ZM40 232H38V234H39ZM48 233V232H47ZM57 233H59L58 235H57ZM63 233V234H62ZM69 233V234H68ZM80 234V237L78 238V236H79V234ZM82 233L85 235V238H84V236L82 235ZM16 234V235H15ZM68 234V237L66 236ZM2 235V236H1ZM14 235V236H13ZM19 235V234H18ZM40 235V234H39ZM59 235H61V237L59 236ZM100 235H102V236H100ZM34 236H36L35 234H34ZM57 236V237H56ZM83 236V237H82ZM93 236V237H92ZM103 236H104V238H103ZM109 236V237H110ZM8 237H6V239H8V240H13L12 238L11 239H9ZM64 237V238H63ZM66 237H67V239H66ZM70 237V238H69ZM88 237H90V238H88ZM98 237H100L99 239H98ZM106 237V238H105ZM109 237H108V239H109ZM110 237V238H111ZM57 238H61L62 240L60 241V239H59V241H58V239ZM76 238H77V240H76ZM93 240H92V239ZM55 239H56V244H55ZM70 239H72V240H70ZM75 239V240H74ZM82 239V240H81ZM3 240V239H2ZM67 240V241H66ZM84 240H85V242H84ZM91 240V242H89V241ZM98 240V241H97ZM102 240L105 244H103V242L101 241V243H100V241ZM107 240V239H106ZM64 241H65V243H64ZM69 241H71V242H69ZM69 242V243H68ZM75 242H76V244L77 245H75ZM86 242H88V243H86ZM50 243V244H49ZM53 243V244H52ZM96 243H98L99 245L97 246L96 245V247H95V245L94 244H96ZM23 244V245H22ZM36 244V243H35ZM52 244V245H51ZM67 244V245H66ZM69 244H71V245H69ZM82 245L81 247H80V245ZM19 245L21 246L20 248H22V246H24L21 250L22 251H20V248H19ZM37 246H39L38 244H36ZM54 245V246H53ZM65 245V246H64ZM108 245V244H107ZM104 246L105 248H103V249H106L107 250V252H105L106 250H103V252H102V249H100L98 252L96 251V249H92V251L94 252V251H96V252H94V256H97V261H98V259H99V261L101 260V261H103L102 259H107V256H109L108 257V259H110V256L112 255V257L115 255V253H114V249L112 248V246H109V248H108V246ZM31 246V247H30ZM45 246H47L48 247V249H47V247H45ZM54 247V248H52V247ZM60 246V247H59ZM68 246V247H67ZM71 246H73V248L71 247ZM75 246H78L77 248L75 247ZM90 246H89V248H90ZM120 246V245H119ZM122 247H124L125 246V244L124 243H122V245H121ZM120 246V247H121ZM9 247V248H8ZM33 247V248H32ZM41 247V246H40ZM43 247H44V249H43ZM66 247V248H65ZM6 248V252H5V254H3L4 252V250H2V251H0V253L1 252H3V253H1L2 254V256H1V258L3 257H5L6 258V254L8 253L7 252V249H9L8 251H10V249H11V251L13 252V250H12V248H10V246H7V247H5ZM19 248V249H18ZM52 248V249H51ZM62 248V249H61ZM80 248V249H79ZM38 249V250H37ZM51 249V250H50ZM59 249H61V250H59ZM76 251H74V250ZM111 249H113V251L111 250ZM16 250L18 251H20V252H17L16 253ZM33 250L36 252V254H33ZM40 250V251H39ZM49 250V251H48ZM53 250V251H52ZM55 250H57V252L55 251ZM63 250H65V252L63 251ZM69 250V251H68ZM109 250V251H108ZM28 251V252H27ZM63 251V252H62ZM67 251V252H66ZM70 251H72V252H70ZM82 251V250H81ZM10 253L11 254V256L14 254V253ZM24 252H26V253H24ZM47 252V253H46ZM54 252V253H53ZM56 252V253H55ZM58 252H59V254H58ZM100 252V253H99ZM102 252V253H101ZM109 252V253H108ZM111 252H113V253H111ZM29 253L31 254L30 256H29ZM37 253H40V254H37ZM43 253V254H42ZM52 253V254H51ZM60 253H61V256H59V258H58V256L57 255H60ZM63 253H65V254H63ZM68 253H71V255H72V253L74 254H76V256H73V260L75 261V262H73L72 261V259L70 258V260L68 259V258H66V257H64L65 255L67 256V257H70L71 255L69 254L68 255ZM96 253H99V254H96ZM105 254V256H103L102 254ZM107 253L109 254V255H107ZM14 254V255H15ZM35 255V257L33 256V255ZM55 254H56V256H55ZM74 254V255H75ZM5 255V256H4ZM45 255V257L46 256H48V257H50L49 259H48V257H43ZM51 255V256H50ZM8 256H9V254H7V258H6V261H8ZM65 258V259H63V257ZM100 256V257H99ZM10 257V256H9ZM29 257H32V260H31V258H29ZM53 257H54V259H53ZM103 257V258H102ZM111 257V258H112ZM3 258L1 259V261H3ZM35 258V259H34ZM58 258V260L56 261V259ZM30 259V260H29ZM66 259H68V260H66ZM37 260V261H36ZM34 261V262H33ZM36 261V262H35ZM46 260H44V262H45ZM27 262H24V264H27ZM32 262V263H31ZM57 262V263H56ZM16 262H12V264H15ZM9 264H11V263H9ZM17 264H18V262H17ZM20 264V263H19ZM21 264H23V262H21ZM69 264V263H68ZM71 264V263H70Z\"/></svg>",
    "mask_w": 264,
    "mask_h": 264
}]
</instances>
